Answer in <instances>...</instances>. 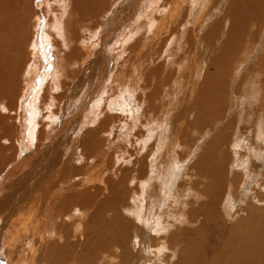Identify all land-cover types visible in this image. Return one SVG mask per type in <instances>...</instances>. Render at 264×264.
Segmentation results:
<instances>
[{"label":"rangeland","instance_id":"obj_1","mask_svg":"<svg viewBox=\"0 0 264 264\" xmlns=\"http://www.w3.org/2000/svg\"><path fill=\"white\" fill-rule=\"evenodd\" d=\"M24 1L20 0L19 2H17V5H15V0H0V10H3L2 16L3 17L5 16L7 18L6 21H3V17H1L0 18V25H2V23L4 22L10 27L11 31H10L9 42L11 44L10 46H12V47H13L14 43H12L11 41H14L17 39H20V41H22V38H24V36L27 37V39L32 38L36 32L35 29H37V27H38L39 21H36L35 12L37 10L38 12H36V13L37 14L39 13V10L37 8H40L41 0H40V2H38V0H24ZM78 1H80V0H78ZM158 1H160V2H158ZM161 1L162 0H103L101 2V5H104V9L103 10L99 9L101 15L99 14V11L97 12V11H95V9H93L91 13H89V14L85 13L86 17L85 16L80 17L81 15L78 16L77 15L78 13L75 12L74 14L78 16L77 20H76L77 16H75V18L73 16H72L73 18L70 16V19L72 21L71 25L74 26L73 32L77 33L76 37H75L76 45L74 47V49H75L74 51H76V52L73 55H71L72 57L70 59L71 60L70 63L72 61L76 60L75 61L76 64H73L74 66L68 68V71L71 75L70 76L71 78L68 79V81L66 82L67 86H66L65 90L64 91L57 90L58 93L56 91L54 92L53 101H54L55 105L59 107V109H57L56 107H53V108H55V110H54L52 108L53 109L52 111L60 110L59 111L60 112V114H59L60 120L57 121L58 124L60 122H62L64 119L71 121V119L76 117V121L69 122V125L66 126L69 128L68 129L69 132L66 133V128H65V132L62 131V133L64 132L63 136H65L66 138L63 141L59 142L61 144V147H60V149H58L59 150L58 152H60L62 154L63 161L68 162L69 159L67 160V158H70V160L71 159L73 160L74 156L78 157V154L74 155L75 154V147H76V141H74V140L79 139L80 136L82 134H84L85 132H88V134H89L91 131L97 129L102 121H107L108 123H106V126L103 127V128H105L104 129L105 132H104L103 128H101L100 136H99L101 143L97 146V148L93 147L91 150L85 152L84 153L85 157H81L80 161L75 162L76 165H78L77 168L81 167L84 169V173H83V175H81L82 177H75V179H74L72 177L75 176V173H73V175H68V178H70V179H68V178L67 179H68L71 187H72V185H73V187H75L79 184V186H77L78 188L75 189V191L73 190L74 192L65 191V193L67 192L68 195H70V194L75 195V194H80L81 190H82V192H84V189H86L85 190L86 192H90L92 194V193H95L96 189L100 187L99 189H101L103 191L102 194L100 195V197L94 198L92 201L93 203L91 202V204L96 205L99 200L102 201V202L99 201L100 204L106 200H109L108 202L110 205L107 204L109 206H106L105 210H99V209L97 210V208L96 209H95V207L90 208V205H87V204L83 205V203H81V202H73L75 205L70 203V204L74 205V206L71 205L72 207H70V204L68 203V206H62V209L67 208V209H63V210H67V211L69 210V212H67V214L66 213L63 214L62 211H61V213L59 211V213H60V216H59V215H57V211L52 210L53 208H55L53 201L56 197H58V196L62 197L64 195H61L56 191L58 193L56 195H58V196L53 195L54 198L52 196H49L48 194H45L46 196L44 195V201H43L42 205L40 206L39 209L36 210V211H38V213L35 212V210H33V211L31 209L29 210L28 209L29 205H27L25 207L26 209L21 208L23 213L25 212L26 217L20 216V215H18V213H16V214H14V218H11V219H9V221H7L8 220L7 215H10V206L5 205V203H4L5 199H7L10 196L11 192L19 189V187H20V185H22L23 181L28 178L27 174H28L29 170L33 169L31 167L32 165H29L28 163L25 162L27 152L21 147V145H19V136L17 135L18 132L15 133V137H17L16 143H12L9 141L6 142L5 140H2L0 143V147H4V149L6 148L5 153H7L8 156L9 155L11 156V163H12V165H14V168L12 170L9 169V167L6 168V171L8 172L9 177H7L5 179V181H4L5 185L0 190V231H1L0 232V251H1L0 252V259L2 260V262H0V264H9V262L13 261L15 257H16V259H19V260L21 259L20 260L21 264H28L30 261L31 262L29 264H34V263L35 264H39V263L40 264H47V263L48 264H71L72 263L73 264L74 261H75L74 264L75 263L76 264H88V263L89 264H96V263L97 264L98 263L99 264H109V263L110 264H120V263L121 264H131V261H132V264H139V263L140 264H146V263L150 264V261H151V264H167V262H168V264H182V263L183 264L184 263L185 264H204V262H202V260H204L203 255L205 258V263L207 262L206 264H214V263L225 264V262L227 263V261H228V263H231V262L233 263V261H232L233 259L231 257L232 252L239 249L238 245L243 244L242 243L243 241H245L246 239L248 241V238H245V237H247L248 234L252 235L253 240H255L257 238L255 230H260L262 232V233L260 232L261 233L260 236L262 239H264V230H263L264 229V222H263L264 221V140H262L264 138V115H263L264 114L263 113L264 112V54H262V53H264L263 52L264 50H262V51L260 50L261 49V41L264 39L262 38V40H261V38L259 37L257 39L258 43L255 47L256 50L253 52L250 51L251 52L250 56H246L244 59H243V54H244V49H245V44H244L245 41L243 40L242 43L244 45L241 43L242 48L239 47L240 49H238V51L235 50L234 56L232 58H228L227 64L225 61V65L223 66V68H221L222 70L220 69L222 71L221 77L223 78V76H224V78H225V79L223 78V80H222L223 83L221 81L217 84H212V82L210 80H213L214 73L216 71H218V69H219V67H218L219 60L222 62L223 56H226L225 52H226L227 48L225 49V42H227V40H229L230 35H232L230 37L231 38L230 44H231V40H234V36H235L237 29L235 28L236 26L230 25V21H229V17L227 15L228 14L227 12L231 11L232 7L235 6V4H236V2H238V0H235V2L233 0H230L231 3H235V4H231L229 2V0H222V1L221 0H212L211 4H213V5L210 6L211 11H212L211 12L212 17H211L210 22H212V23L207 24L206 26L204 25L206 29L204 28L203 33L200 32V34H199L198 30L197 31H191L190 28L193 26L191 23L192 21L190 19L187 20V18H184V17H186L185 14L188 13V9L190 7V6L186 7V2L188 0H167L166 2H163L164 0L162 2ZM225 1H227V2H225ZM62 3L66 7L63 6ZM229 3L233 6L229 5ZM69 4L70 3L66 2V0H54L51 3V5L49 6V8H51V7H54L56 9L63 8L64 10H66V12H67L66 14H70L69 12H71V4L70 5ZM125 4H127V5H125ZM152 4H154V6ZM169 4H170V6H169ZM156 5L159 6L158 7L159 10L157 9ZM12 6H13V10H12ZM122 6H123V8H121ZM178 6L180 7L179 9L177 8ZM15 8H17L18 11H15ZM126 8H127L126 12L130 15H128L125 12L124 13L125 16H124V14L122 15V19H124V18L125 19L121 23H118L119 17H115L116 11L118 9L124 10ZM129 9H130V11H129ZM166 9H167V11H165ZM9 10H11V14L7 17V15L9 14ZM80 10L83 12L85 11V9L83 7H80ZM104 10L106 13H104ZM180 10L181 11L183 10V12L185 14L184 15H183V13L180 14L179 13ZM32 11H34V12L32 13ZM169 11H170V13H169ZM153 12H155V13H153ZM162 12L164 14H161ZM52 13L53 12H50L51 17H52ZM178 14H180V16ZM96 15H97V18H100V19L96 18L97 21L94 20L95 19L94 16H96ZM153 15H155V17ZM99 16H102V17H99ZM126 16H128V18ZM180 17H181V19L183 18V21L180 19ZM148 18L150 20H153V21L155 20L156 25H155V22L153 23L155 26L153 24H151V22L149 21ZM65 19H64V21H65ZM165 19L167 20L169 25L173 22L172 25H170L171 32L173 34L177 33L180 35L181 33H183V34H181V35H183L182 36V42L183 43H186V44L188 43V40L190 39L189 36H191V42H192V44L190 43L192 45V47H190V50H189V47L187 48L186 46H185L184 51L178 50V48H177V52H178L177 55L178 56L176 55V56L170 57L171 60L174 59L171 61V63L167 62V58H168L167 56L168 55L165 57L164 51L166 50L167 46H169V48L171 50H173V52L175 53L176 52V46L175 45H172V46L167 45L169 37L166 34V30H167L166 25L164 26V28L163 27H161V29L157 28L158 30L154 28L158 25V23L164 22ZM84 20H86V21H84ZM147 21L149 22V25L144 27V25H142V23L147 22ZM187 21H190V25L188 24L189 29L187 28V32L184 35V32L183 31L181 32V30H182V27L187 23ZM216 22H217V25L215 24ZM97 23H98V25H97ZM175 23H176V25H175ZM64 24L65 23H62V26ZM76 24L78 25V27ZM83 24L85 25V27H83L84 26ZM112 24H113V26H112ZM213 24L215 25V27H213ZM81 25H83V26H81ZM218 25H219V27H218ZM263 25L264 24H262V27H263ZM141 27H144V28H141ZM138 28L142 29L139 33H138V31H139ZM208 28H210V29H208ZM251 28H253V29H251ZM251 28H250L251 30L248 31V33H250V34H252L256 31V28L255 29H254V27H251ZM163 29H164V31H162ZM233 29H234V31H232ZM60 30H61L60 33L62 34L64 32L63 28H61ZM111 30H114V32L110 34ZM150 30L152 31V33L146 34ZM209 30H211V31H209ZM248 30H249V28H248ZM107 31H110V32H107ZM108 33L110 34V36ZM134 33H136V34H134ZM160 33H163V34L160 35ZM193 33H195V34H193ZM90 34H92V36L93 35L95 36V34H97V35L94 38L93 42L91 41L90 43H88V46H87L85 41L88 37H90ZM101 34H102L103 38L101 37ZM152 34H154V35H152ZM187 34H189V35H187ZM263 34H264V31H263ZM36 37L37 36H35L33 38V40ZM99 37H101V38H99ZM175 37H176V35L172 36V38H175ZM186 37H189V38L186 39ZM195 37L197 38L196 40H195ZM149 38H151V39H149ZM165 38H167V39L165 40ZM202 40H203V42H202ZM127 41H128V43H127ZM195 41H197V45H195L196 44ZM51 42H50L51 43V52H52L51 54L53 57H55V61H56L55 46H57V45L55 44L54 39H52ZM122 43H124L125 45ZM137 43L139 44L138 47H136ZM205 44H207V45H205ZM172 47H173V49H172ZM26 48L27 49H24L25 50L24 51V57H26V58L25 59L23 58L21 60L23 66H21L22 68H21L20 72L21 71L22 72H21L20 78H19V82L21 85H23V87L25 84V83L22 84V82H24L23 76H22L23 70H29L28 72L31 73V71L33 70L32 65L33 64L38 65L41 63L40 61L38 62V64L34 62L35 56H33V55H35V53H34L33 49H30L31 48L30 40L28 41ZM195 48H197V49H195ZM263 48H264V44H263ZM83 49L88 50L90 52V55L88 56V54H86L87 52ZM202 49H203V51H202ZM26 50H27V53H26ZM192 50H194L195 52ZM205 50H207V51H205ZM256 51H258V52L256 53ZM197 52H199V53L197 54L198 57L196 58L195 54ZM245 52H247V51H245ZM192 53H194V54H192ZM97 54H98V56H97ZM184 54H188L190 57L187 56V58L189 57L190 59H186V55H184ZM199 54H201V55H199ZM193 55L195 57H192ZM85 56L88 57L87 60H84ZM22 57H23L22 53L20 52V54L17 56V58H22ZM30 59H31V61H30ZM147 59H149V60H147ZM192 59L195 60V62L199 63V64H197L198 66H196V67H199V66L204 67L202 69L199 67L200 68L198 70L199 75H198V73H196V76L198 78L195 76V74L192 71L191 66H193V65L189 66L190 64H192V62H191ZM97 60L99 63L97 62ZM187 60H188V62H191V63H187ZM55 61H54V64H55ZM148 63L151 65H148ZM186 63L188 66L186 65ZM174 64H176L175 65L176 67L174 66ZM177 64H178V67H177ZM180 64H182L183 67ZM77 65H80V66H77ZM210 65L211 66L213 65V66L211 67ZM216 65H217V67H216ZM89 66H90L93 74H90L91 72L89 70ZM99 66L100 67L103 66L105 68L104 71L102 70V68L99 69ZM140 66H142V67H140ZM179 67H182L184 70L179 69ZM184 67H186V68L188 67L189 70L185 69ZM140 68H144V69L140 70ZM98 69H99V71H98ZM95 70H96V72H95ZM180 70H183L182 71L183 74L181 73ZM190 70L192 71L193 74L191 73ZM207 71L209 73H207ZM223 71L225 73H223ZM169 73L171 75H169ZM124 74H125V76H124ZM251 74H253V75H251ZM255 75L259 76V77L261 75V78H262V79L260 78L262 80V83H261L262 88H261V92H260L261 95L258 96L257 95L258 92L256 90H254L249 95V96L252 95L251 96L252 99H249V100L247 99L246 100L247 102H244L243 103L244 105L241 106V103L239 101H241L243 97H245V98L247 97L248 91L251 92L253 90V89H251V87L249 88L248 84H249V82L251 84V82L253 80L255 82L257 81L254 78ZM182 76H183V78H182ZM18 77H19V75H18ZM148 77H149V79H148ZM83 79H89V82H87V83L85 82V85L83 87V91L80 92V95H78V97H76V98L71 97V96L75 95V89L76 88L80 89L78 87L80 86L79 84H80L81 80H83ZM176 79H177V81H176ZM195 79H197V80H195ZM198 79H199V81H198ZM250 79H251V81H250ZM129 80L131 81V83ZM178 80L181 83H183L182 84L183 87ZM133 82H135V83H133ZM137 82H139V83L136 85V88L137 87H139V88H138V90L135 88V91H133V87ZM50 83L48 81H46V83H45L46 85L44 84L43 90L41 91L42 93L40 95V101L38 104L40 107L39 108L40 114L42 113V111H41L42 102L46 98H47V100L49 99L48 85H51ZM175 83L178 84L177 86H180V87L175 88V86H176ZM179 83H180V85H179ZM203 84L206 85L207 91H205V92H201L202 88H203L202 87ZM125 85H126V87H125ZM142 85L145 87H143ZM53 86L57 87L56 85H53ZM181 87H182V89H181L182 92L180 94L181 100L178 102L176 100V98L172 97V94H173V90H176V89L180 90L178 88H181ZM171 88H173V89H171ZM183 89H185V90H183ZM210 89H214V91H213L214 93L212 95H211L212 90L210 91ZM243 89H245V90H243ZM119 91L123 92V94L120 95V97H123L124 102L127 103V101H129V103H131L132 106L134 107V108H132V112L130 111V113H128L127 110H125V109H124V111L126 113L123 111V108H121V107H123L124 105H123V101L120 100L121 98H118L119 101H117V99L113 100V101L111 100V99H114L115 96L119 95ZM127 91H128V94L126 93ZM130 91L132 93H130ZM167 91H168V93H167ZM215 91H217V92H215ZM93 92L97 96L99 95V98L100 97L102 98V99L100 98L101 101H100L99 110L97 112V115L98 114L101 115V113L103 111L105 113H102L101 116L103 118L99 119V122H97V124H94V125L91 124V125L87 126L83 122H84V119L86 120L85 117H87L89 115V113H91L92 106H90L89 108H87L85 110H82V111H80V110L83 108L85 100L89 99V97H88V96H90L89 93H93ZM161 92H163V93H161ZM45 93H46V95H45ZM164 93H166V94L164 95ZM197 93H199L200 96H202L205 93L206 96L203 95V98H200V96ZM209 93L211 96L209 95ZM185 94H186V97L183 96ZM207 94L209 96H207ZM126 96L128 98H131V99L129 100ZM167 96H168V98H167ZM43 97H45V98H43ZM55 97H57V98H55ZM137 97L139 100L137 99ZM169 97H171V99ZM174 97H175V95H174ZM182 97H184L187 101H185L184 98H182ZM236 97H238L239 99L241 98V99L239 100ZM23 98L24 97H23V93H22V96L19 99V104H18L17 109L20 107V104L23 101ZM99 98L93 99L92 100L93 104L94 103L96 104L100 100ZM163 98H164V100H163ZM218 98H220V99H218ZM253 98H256V100ZM26 100H29V98H26ZM197 100H198V102L199 101L201 102L203 100L204 101L201 102L202 104H200V105L198 104V106L196 104V107H195L194 105H195ZM171 101L173 102V104L171 103ZM232 101L234 102L233 105H232ZM251 101L253 103L255 101H257L256 103H259V104L258 105L256 103H254V105H253V103L250 104L249 102H251ZM175 102H177L178 105ZM180 102L181 103L184 102L183 103L184 105L181 104ZM236 102L239 103V105H237ZM67 103H71V107H69L66 112L65 111L62 112L61 109ZM118 103H120V104H118ZM144 103H146V104H144ZM188 103H189V105H187ZM108 104L110 106L109 110L107 108ZM191 104H192V107H191ZM214 104H216V106ZM120 105H122V106H120ZM217 105H219V106H217ZM259 105L262 106V108L259 107ZM177 106H180V107H177ZM253 106H255V107H253ZM7 107H8V105H7ZM14 107H13V109H16V106H14ZM198 107H200L201 110H199ZM179 108H180V110H179ZM191 108H192V111L190 110ZM193 108L194 109L196 108V109L194 110ZM259 108H260V110H259ZM240 109H242V110H240ZM261 109H263V110L261 111ZM1 110L2 109L0 108V114L2 113ZM214 110H215V113L212 114L214 112ZM217 110H219V111H217ZM198 111H200L202 113H200ZM204 111L205 112L209 111L212 115L211 116L206 115L204 113ZM229 111H231V112H229ZM254 111H255V113H254ZM79 113H81V114H79ZM194 113H196L197 116ZM236 113H237V115H236ZM242 113H243V115H241ZM248 113L251 116L253 114L254 115L251 117L250 115H248ZM129 114L132 116L130 117ZM188 114L191 116H189ZM199 114H201V115H199ZM164 116L166 119L164 118ZM195 116H196V118H195ZM8 117L13 118V119L15 118V120L12 121L14 124H16V122H18V124L20 123L19 120L17 121V119L19 118V112L10 113V115ZM180 117H182L185 121ZM229 117H231V118L233 117V118L231 119ZM172 118H175V119H172ZM187 118L189 121L187 120ZM254 118H255L256 122L254 121ZM193 120H196V121H193ZM162 121H164L163 122L164 124L160 123ZM174 121H175V123H174ZM182 121L184 122L185 126L183 125ZM12 122L10 121V124H12ZM171 122H172V124H171ZM180 122H181V124H179ZM252 123L255 125L254 127H253ZM45 124H47V123H45ZM58 124H56V126ZM166 124H168L169 126L172 125V127L170 128L171 132L173 131V129L175 130V128H176V130H175L176 132L171 133L170 137L167 138L166 144L169 145L168 142L174 143V146L176 147V151L178 153L177 156H175V160H176L175 165L178 161L179 162L177 163L178 166L177 165L175 166L174 173H172L175 176L172 175L174 177H172L173 183L171 184V188L169 186L170 189H168V187L165 189L166 190L165 195H167V197L163 194L162 199H160V203H159V202H155L154 200H152L153 202L151 201L152 196L150 195V193H151V189L153 186V182H151V179L154 178V180H155V177L159 176L160 171L164 167V164H165V162H164L165 161V159H164L165 154H161V152L166 151L167 145L164 147L162 144L163 142L161 143V140L159 141L158 138H159V131L161 129V126L164 125L165 126L164 128H167L168 125H166ZM173 124H175V125H173ZM177 125L179 127L181 125H183L180 127V131H179V127ZM189 126L190 127L193 126V128H189ZM16 127H19V126H16ZM185 127H187V128L185 129ZM36 128L37 129L35 130L34 139H33V141H34L33 142V148L35 149L34 154L38 153V145L40 143L39 134H40L41 126H38ZM49 129L50 130L48 131L43 126V130L45 131V134L47 136L46 138H48V140H50L52 143L54 138L56 137L55 135L57 133V130L53 131L52 127H50ZM182 130H183L184 134H186V135L188 134L187 136L190 135L189 138L191 139V141H189L190 139L187 138L186 135H184V134L182 135V133H181ZM191 130H193V131H191ZM170 131H169V133H170ZM223 131H224V133H221ZM194 132H197V133L201 132L202 133V135H201L202 140H199L201 138L197 137L199 135H195ZM177 133H179V134H177ZM180 133H181V135H180ZM225 134H226V136H225ZM258 135H259V137L261 136V138L262 137L263 138L262 139L258 138ZM15 137L13 136V138H15ZM142 137L144 138V140H142ZM215 137L218 140L215 139ZM197 138H199V139H197ZM221 138L223 139L222 141L220 140ZM157 140L161 144H159V142ZM209 140H211V141H209ZM259 140H260V142H259ZM74 142H75V145H74ZM187 142H189V143H187ZM208 142L209 143L212 142L211 144H214L212 146H213V150L214 149L215 150L212 151V153L216 152L215 154H217V155H215V154L211 153L210 157L207 156L208 158H206V159H208L209 163L205 159H204V161H202L203 159H200L201 155H203V153L205 151V148L209 145ZM219 142H220V144H223V145L220 146ZM180 144L183 145V147L184 146L186 148L188 147V149H187L188 151L186 150V148L184 149ZM211 144H210V146H211ZM251 144H252V146H251ZM87 145H88V143H87ZM153 145L155 148L154 147L152 148ZM158 145H159V148L164 147L163 149L161 148L160 153H158L159 150L157 151V149H159ZM178 145L181 146L179 149L177 148ZM205 145H206V147H204ZM210 146H208V148ZM51 147H52V145H50V143H49V150L51 149ZM147 147H149V148H147ZM194 147L196 149H194ZM219 147H221V148H219ZM66 148L69 151V155H67L64 152ZM201 148H204V149H201ZM208 148L205 151V153L208 152V150H209ZM200 149L202 151L201 153L199 151ZM253 149H254V151H253ZM91 151H94V152L91 153ZM189 151L191 154L190 153L188 154ZM250 151H252V152L250 153ZM253 152H255L256 154ZM158 156H160L161 158ZM217 156H218V159L216 158ZM87 157H90V158L87 159ZM181 157L184 159H182ZM211 158L213 161L211 160V164H210ZM197 161H198V163L203 162V164L204 165L206 164V165L200 166V163L198 164ZM80 162H81V164H80ZM183 162H185V164ZM205 162H207V163H205ZM208 164H210V165H208ZM195 165L197 167H194ZM97 166H98V168H97ZM151 166H153V167L151 168ZM156 166H158V168L160 170L159 172H158V169L156 171V169H155ZM161 166H162V168L160 169ZM206 166H207V168H205ZM220 166H222V167L219 168ZM99 167H100V170L103 171V174H101L102 171L100 172ZM101 167H104V168L101 169ZM198 167H199V169H198ZM210 167H211V169H210ZM212 167H213V169H212ZM27 168H28V170H27ZM88 168H89V170H88ZM94 168H96V169H94ZM191 168H193L194 170L193 169L191 170ZM196 168H197V170H196ZM216 168H218V169H216ZM3 169H1L2 171H0V176L3 174ZM154 169H155V171H154ZM215 169L216 170L220 169L219 171H221L222 173L219 171H215ZM96 171H97V173H96ZM72 172H74V170H72ZM193 172H196L198 174L193 173ZM210 172H211V174H210ZM85 173H86V175H85ZM88 173H90V177H88L89 176ZM155 174H156V176H153ZM3 175H5V173ZM196 175H197V177H196ZM199 176H202V178H200ZM93 177H94V179L92 180L91 178H93ZM100 177H102V178H100ZM147 177H149V178H147ZM162 177L163 178L161 179L160 183L163 180H165V177L164 176H162ZM18 178H22L23 179L22 182L18 181L17 180ZM71 178H72V180H71ZM84 178H85V180L88 178L87 181H89V180L90 181L92 180V181L89 182L88 184L82 183L84 181ZM159 178H161V176ZM176 178H177V180H176ZM178 178H179V180H178ZM97 180H98V182H97ZM175 180H176V182H175ZM70 181H72V182H70ZM101 181L103 184L101 183ZM104 181H106V182H104ZM155 181H159V179H156ZM92 182H94V185ZM108 182H109V184H108ZM120 182H121V184H120ZM9 184H10V186H9ZM89 184L91 186H89ZM106 185H108V186H106ZM143 185L147 188V190ZM166 186H168V183ZM90 187L93 188V192H92V188H90ZM122 187H124V190ZM81 188H83V189H81ZM111 188H112V191H111ZM142 189H145L146 191L142 190ZM149 189H150V191H149ZM172 189H173V192H172ZM116 190L118 191V193L123 191L124 194L120 193L121 194L120 195V194L116 193L117 192ZM167 190H168V192H167ZM216 190H217V192H216ZM40 191L44 192L43 189H40ZM110 191H111V195L114 191V194L112 195V197L109 194ZM177 191L179 192L180 195L177 196V199H176V197L174 195H175V193L178 195ZM183 191H185V194ZM7 192L9 195L7 194ZM142 192L146 193V195L149 193L147 195L148 197L145 198V196H144L145 194ZM169 192L171 194L173 193V195H169L171 199H167V198H169V196H168V194H170ZM212 193H215L213 195H217V196H213V198H212V195H210ZM105 194L107 195V197ZM7 195H8V197H7ZM18 195H20V193H18ZM94 195H96V194H94ZM114 195H116V196H114ZM142 195H143V198L142 197H140V198L148 199L147 201H151V204H150V202L149 203L145 202V203H147L146 205H145V203L144 204L141 203V202H143L142 199H140L141 202L138 201L139 196H142ZM173 196H174V198H173ZM114 197L116 198V200L114 199ZM119 198H121V199H119ZM134 198H135V201H138V203L139 204L141 203V204L138 205V203L134 201ZM136 198L138 200H136ZM212 199H213V201H212ZM177 200H179L180 202H178ZM116 201H118V202H116ZM163 201L166 204H168L167 202L169 201V204L166 206V204L164 205L162 203ZM209 201H212L211 205H210ZM215 201H216V203H214ZM172 202H174V203H172ZM80 203H81V206H80ZM136 203H137V205H136ZM208 203H209V205H206ZM44 204H46V205H44ZM76 204H78V206ZM114 204H115V207H114ZM142 204L144 206H142ZM203 204H204V206H203ZM161 205H163L164 207H161ZM86 206H88V208H86L87 210H85V208H84ZM135 206H139V207H135ZM140 206H142V207H140ZM145 206H147V207H145ZM153 206H155V207H153ZM171 206H173V207H171ZM128 207H130V208H128ZM144 207L146 208V210L144 209L143 211H141V209ZM159 207H160V209H159ZM168 207L170 209H167ZM43 208L45 209L44 210L45 212H43ZM154 208L155 209L157 208V210H154ZM164 208H165V210H164ZM200 208L201 209L203 208V209L201 210ZM70 209H72V210H70ZM256 209H259V210H256ZM131 210L133 212H131ZM168 210L171 212L172 215H174V213H175V215H174L175 218H174V216H172L170 214L171 217L174 218V220H173V218L171 219L168 217V219L173 220V222L172 221L169 222V220L167 219L168 223H166V224H168V225H166L165 221L160 220V219L164 218L166 216V215L162 216L163 211L168 212ZM49 211L50 212L53 211L55 213H53V212L50 213ZM92 211L95 213H93ZM145 211L146 212L148 211L147 212L148 214H146ZM156 211H157V213H156ZM205 211L207 212L208 215L205 213ZM208 211L210 212V215H209ZM34 212H35V214H34ZM87 212L89 213V216H86L88 214ZM151 212H155V213L152 214ZM39 213H41V214H39ZM77 213H79L77 216L79 219H77V217H74L75 215H77ZM92 213H93V215H92ZM137 213L140 215H138ZM32 214L35 218L30 217L28 220V215L31 216ZM73 214H75V215H73ZM257 214H259V215H257ZM52 215L54 217H52ZM83 215L86 217L84 218ZM176 215H179L178 218H176ZM58 216H59V218H61V220L58 218ZM69 216H71V218ZM146 216H149L150 218L146 217ZM211 216L215 220H213ZM45 217H47V218H45ZM50 217H52V219ZM88 217H90L92 219H90ZM142 217H143V219H142ZM190 217H193L191 222L189 220V219H191ZM198 217H199V219H198ZM204 217L206 219V222H205ZM262 217H263V219H262ZM80 218H84V220L80 219ZM18 219H19V222H18ZM32 219H33V221H32ZM35 219L36 220L38 219V221H41V222L46 221L45 223H47L48 220H51V222L53 221L52 222L53 227L56 228V230H53V231L51 229H47V228H49V225H50V224L49 225H47V224L50 223V221H48V223L46 224L47 226L45 225L43 227V225H42V227H43L42 229L46 231V234H44L46 236V241L44 243H41L39 241V237H38L39 235L36 236L31 231H29L30 227H31V222H34ZM62 219H63V221H62ZM147 219H148V221H147ZM150 219L151 220L153 219L152 220L153 222ZM175 219H176V221H175ZM258 219L260 222L257 221ZM20 220H22V221H20ZM57 220H60V221H58V223H57ZM81 220L85 221V222H82ZM142 220H144V221H142ZM214 221H215V223H214ZM176 222H177V224H175ZM23 223H25V225ZM66 223H69V224H66ZM161 223H162V225H161ZM79 224H81V226H78ZM259 224H260V226H259ZM76 225H77V229L79 228V231L76 230V227H75ZM84 225H86V226H84ZM176 225L178 226V229L181 230L180 231L181 235L179 234V230L176 229L177 228ZM12 226H13V228H12ZM20 226L23 227L22 231L20 230V228H21ZM60 227H61V229H60ZM85 227L87 230L84 229ZM142 227L144 228L145 232L142 231L143 230ZM147 227H148V229H147ZM150 227H151V229H150ZM57 228L59 231L63 230L62 231L63 234L61 235L62 238L58 236ZM15 229H16V231H15ZM64 229L68 233L67 232L65 233ZM149 229L151 230L152 233L148 232ZM167 230L169 231V233ZM174 230L175 231L177 230L176 233ZM23 231L25 234L23 233ZM49 231L52 232L54 234V236ZM73 231H75V232H73ZM81 231H82V233H81ZM146 231L148 232V234ZM153 231H154V233H153ZM19 232H20L21 236H19ZM21 232L24 235H22ZM48 232H49V234H48ZM142 232H143V234L145 233L147 236L145 234L143 235ZM11 233H12L13 237L10 235ZM97 233H99V234H97ZM138 233H140V234H138ZM156 233H159L160 235L156 234ZM241 233H243L244 235H241ZM56 234H57V236H55ZM67 234L69 235V237L67 236ZM71 234H72V236H71ZM141 234L143 237L141 236ZM32 235H35V236H32ZM49 235H51L52 237ZM167 235L170 236V238L172 240L174 239L173 242L169 237H166ZM178 235H180V237ZM14 236H17V239ZM157 236H158V239L159 238H161V239L158 240ZM35 237H37V238L34 239ZM56 237L58 240L56 239ZM73 237H74V239H73ZM98 237L100 239L101 238L102 239L100 240ZM104 238H106V239H104ZM47 239H49V240H47ZM53 239H55V240H53ZM92 239H94V240H92ZM97 239H99V240H97ZM146 239L150 240L149 244H148L149 240L147 242ZM154 239H156V240H154ZM89 240H91V241H89ZM105 240H107L108 242ZM152 240L155 241V243L152 242ZM30 241H32V243ZM100 241L102 243L105 242L104 245H102V243ZM238 241H239V243H238ZM59 242H61V243H59ZM140 242H141V245H140ZM164 242H166V243H164ZM174 242H176V243H174ZM15 243H16V245H15ZM39 243H41V244H39ZM97 243L98 244L100 243V245H96ZM106 243H107V245H106ZM138 243H139L140 247H138L139 246ZM172 243H174V244H172ZM47 244H49L50 246ZM71 244H72V246H71ZM122 244H123V246H122ZM67 245H68L70 250L68 249V247H66ZM120 245H121V248L119 249ZM133 245H134V247H133ZM151 245H153V247H154V245L160 246V247L155 246V250H152L154 248L151 247ZM15 246H17V248H15ZM35 246H37L36 249H39V248H41V249H39L38 252L36 253V255L33 257V255H31V253H29L30 251H27L26 249H28V247H29L31 250H34ZM135 246H137V247H135ZM85 247H86V249H85ZM146 247L147 248L149 247L148 250L147 249L144 250V248H146ZM125 248H127V249H125ZM133 248H134V250H133ZM162 248L164 250L165 249L166 250L168 249V250L167 251L165 250L166 251L165 252L162 250ZM42 249H44V250H42ZM81 249L82 250L84 249L86 251H84V250L82 251ZM96 249H98V250H96ZM109 249H111V251ZM141 250H142V252H141ZM159 250H162L163 252L159 251ZM47 251L48 252L50 251V252L48 253ZM145 251H146V253H145ZM177 251H178L180 256L178 255ZM224 251L226 253L228 252L229 254L225 255L226 253ZM27 252H28V255H26ZM80 252H83V253H80ZM158 252H159V254H158ZM160 252H162V254ZM59 254H61V256ZM84 254L86 256L83 257ZM122 254H124V256ZM140 254H142V255H140ZM144 254L149 255V257H147V255L145 256ZM183 254H184V256H183ZM223 254H224V256H223ZM121 255H122V257H120L121 258V260H120V258L117 256H121ZM201 255H202V257H201ZM218 255H220V256L222 255L221 256L222 259H220V257ZM68 256H69V258H68ZM135 256H137V257H135ZM138 256H140L141 258H139ZM169 256H171V257H169ZM12 257H13V260H10V259H12ZM44 257H46L47 260ZM165 257H167L168 259ZM27 258L30 260H28ZM43 258H44V260H43ZM75 258H76V260L78 258V260L76 261ZM110 258L112 260H108ZM115 258H117V259H115ZM136 258H138L139 262H137ZM154 258L156 259L157 262H153V261H155ZM214 258H216L219 261H217ZM33 259L35 262L32 261ZM40 259H42V261ZM69 259H71V260H69ZM142 259H143V261L141 263ZM145 260H147V261H145ZM158 260H160V261H158ZM162 260H164V261H162ZM169 260H171V261H169ZM178 260H180V261H178ZM182 260H184V261H182ZM185 260H186V262H185ZM207 260H209V261H207ZM46 261H48V262L45 263ZM191 262H193V263H191Z\"/></svg>","mask_w":264,"mask_h":264},{"label":"bare ground","instance_id":"obj_2","mask_svg":"<svg viewBox=\"0 0 264 264\" xmlns=\"http://www.w3.org/2000/svg\"><path fill=\"white\" fill-rule=\"evenodd\" d=\"M20 0H15V5H17V2H19ZM22 1H24V0H22ZM54 0H41V4H40V8H37L38 10H39V13L37 14L36 12H38L37 10H36V12H35V14H36V21H39V23H38V27H37V29H35L36 30V32H35V34H34V36L32 37V38H30V39H27V37H25L24 36V38H22V41H20V39H17V40H14V41H11L12 43H14V45H13V47L12 46H10L11 44H10V42H9V39H10V31H11V29H10V27L6 24V23H2V25H0V108L4 111H2L1 110V114H0V143H1V141L2 140H5L6 142L7 141H9V142H12V143H16V141H17V137H15V133H17L18 132V136H19V145H21V147L27 152L26 153V159H25V162L26 163H28L29 165H32L31 167L33 168V169H30L29 170V172H28V174H27V176H28V178L26 179V180H24L23 181V183H22V185H20V187H19V189H17V190H15V191H13V192H11L10 193V196L8 197V192H7V199H5V205H9L10 206V215H7V221H9V219H11V218H14V214H16V213H18V215H20V216H25L26 214H25V212L23 213V211L21 210V208H25L27 205H29L28 207V209L30 210H35V212H37L38 213V211H36L37 209H39L40 208V206L42 205V203H43V201H44V195L45 194H48L49 196H52L53 197V195L54 196H58V195H56V194H61V195H64V196H58V197H56L55 199H54V207L55 208H53L52 210H54V211H57V215H59L60 216V213H61V211H62V213L63 214H67V212H69V210L67 211V210H63V209H67V208H63L62 209V206H68V203L70 204V203H72V204H74L73 202H81V203H83V205L85 204H87V205H90V208H94L95 207V209L97 208V210L99 209V210H105V208H106V206H109L110 204H109V200H106V201H104L103 203H101L100 204V202H102V201H100L99 199V201L97 202V204L96 205H92L91 204V202L93 201V199L94 198H96V197H100V195L102 194V190L101 189H99V188H97L96 189V192L95 193H90V192H86L85 190L86 189H84V192H82V190L81 189H83V188H81L80 190H81V192H80V194H75V195H73V194H70V195H68V191H72V192H74L75 191V189H77L78 187L77 186H79V184L77 185V186H75V187H73V185H72V187H71V185H70V183H69V181H68V179H70V178H68V175H73V173H75V176L74 177H72V178H74L75 179V177H82L81 175H83V173H84V169L83 168H77V166L78 165H76V163L75 162H78V161H80V158L81 157H85V152H87V151H89V150H91L93 147L94 148H97V146L101 143V140H100V138H99V136H100V131H101V128H103L104 126H106V123H108L107 121H102L101 123H100V127L98 126V128L97 129H95V130H93V131H91L89 134H88V132H83L84 134H82L81 136H80V138L79 139H77V140H74V141H76V147H75V154L74 155H76V154H78V157L77 156H74V158H73V160L71 159L70 160V158H67V160H68V162L67 161H63V159H62V154L60 153V152H58L59 150L58 149H60V147H61V144L59 143L60 141H63L66 137L65 136H63L64 135V132H65V128H66V133L67 132H69V128L68 127H66L67 125H69V122H73V121H76V117H74L73 119H71V121H69V120H63L62 122H60L59 124L57 123V121H59L60 120V118H59V114H60V110H56V111H52L53 109L55 110V108H53V107H56L57 109H59V107L58 106H56L55 105V103H54V101H53V99H54V92L56 91L57 92V90H62V91H64L65 90V88H66V86H67V81H68V79H70L71 77V75H70V73H69V71H68V68H70V67H72V66H74L73 64H76L75 63V61L76 60H74V61H72L71 63H70V59H71V55H73L76 51H74L75 49H74V47H75V45H76V40H75V37H76V32H73V27L74 26H72L71 25V19H70V16L72 17H74L75 18V16H79V15H81L80 17H84L85 16V13L86 14H89V13H91L92 12V10L93 9H100V10H103L104 9V5H101V2L103 1V0H80V1H78V0H66V2H68V3H70L71 4V12H69L70 14H66L67 12H66V10H64L63 8H61V9H56V8H54V7H51V8H49V6L51 5V3L53 2ZM163 1V0H162ZM161 1V2H162ZM167 0H164L163 2H166ZM222 1V0H221ZM234 2H235V0H233ZM232 1V2H233ZM25 2V1H24ZM38 2H40V0H38ZM158 2H160V1H158ZM211 2H212V0H188L187 2H186V7H189V9H188V13L187 14H185L184 12H183V10L180 12L179 11V13L181 14V13H183V15L185 14L186 15V17H184V18H187V20H191L192 22V27L190 28L191 29V31H199V34H200V32L201 33H203V31H204V28H205V26L207 25V24H211L212 22H210L211 21V17H212V14H211V8H210V6L211 5H213V4H211ZM216 2V1H215ZM225 2H227V1H225ZM229 2H230V0H229ZM55 3V2H54ZM107 3V2H106ZM170 3V2H169ZM221 3V2H220ZM231 3V2H230ZM229 3V5H231V4H235V3H231L230 4ZM61 4V3H60ZM63 4V3H62ZM69 4V5H70ZM125 5H127V4H125ZM153 6H154V4H152ZM151 5V6H152ZM161 5V4H160ZM221 5V4H220ZM225 5V4H224ZM228 5V6H229ZM63 6H65L64 4H63ZM124 6V5H123ZM123 6L121 7V8H123ZM157 6V5H156ZM169 6H170V4H169ZM231 6H233V5H231ZM66 7V6H65ZM80 7H83L84 9H85V11L83 12V11H81L80 10ZM158 7L159 6H157V9H158ZM172 7V6H171ZM223 7V6H222ZM168 8V7H167ZM178 9L180 8L179 6L177 7ZM182 8V7H181ZM184 8V7H183ZM216 8V7H215ZM12 10H13V6H12ZM106 10V9H105ZM105 10H104V13H106L105 12ZM126 10H127V8L126 9H124V10H117L116 11V14H115V17H119V22L118 23H121L124 19H122V15L126 12ZM156 10V9H155ZM159 10V9H158ZM163 10V9H162ZM169 10V9H168ZM194 10V11H193ZM15 11H18V9L17 8H15ZM70 11V10H69ZM129 11H130V9H129ZM154 11V10H153ZM165 11H167V9L165 10ZM34 11H32V13H33ZM50 12H53L52 13V17L50 16ZM75 12H77L78 14L77 15H75L74 13ZM226 12V11H225ZM127 13V12H126ZM153 13H155V12H153ZM169 13H170V11H169ZM228 14V17H229V21H230V25H233V26H236L235 28L237 29L236 30V33H235V36H234V40H231V44H230V37L232 36V35H230V37H229V40H227V42H225V49L227 48V50H226V56H223V59H222V62L219 60V65H218V67H219V69H218V71H216L215 73H214V78H213V80H210L209 78V80L212 82V84H217V83H219V82H221L222 80H223V78H224V76H223V78L221 77V73H222V69L221 68H223V66L225 65V61H226V64H227V60H228V58H232L233 56H234V54H235V50H237L238 51V49H240L239 47H241L242 48V41L244 40L245 41V49H244V54H243V59L246 57V56H250V51H255L256 50V45H257V43H258V41H257V39L260 37L261 38V40H262V38L264 39V34H263V31H264V25H263V27H262V24H264V0H238V2H236V4H235V6L234 7H232V9H231V11H228L227 12ZM11 14V10H9V14L7 15V17L9 16ZM99 14H100V11H99ZM128 14V13H127ZM145 14V13H144ZM161 14H164L163 12L161 13ZM174 14V13H173ZM180 14H178L179 16H180ZM3 15V10H0V18L1 17H3L2 16ZM101 15V14H100ZM128 15H130V14H128ZM149 15V14H148ZM158 15V14H157ZM160 15V14H159ZM78 16L76 17V20H77V18H78ZM124 16H125V14H124ZM151 16V15H150ZM154 17H155V15H153ZM72 17V18H73ZM86 17V16H85ZM89 17V16H88ZM87 17V18H88ZM95 17V21H97L96 20V18H97V15L96 16H94ZM99 17H102V16H99ZM114 17V18H115ZM127 18H128V16H126ZM160 17V16H159ZM66 18V19H65ZM147 18V17H146ZM150 18V17H149ZM148 18V19H149ZM164 18V17H163ZM178 18V17H177ZM64 19H65V21H64ZM89 19V18H88ZM97 19H100V18H97ZM156 19V18H155ZM162 19V18H161ZM160 19V20H161ZM169 19V18H168ZM180 19H181V17H180ZM7 20V18L4 16L3 17V21H6ZM115 20V19H114ZM117 20V19H116ZM176 20V19H175ZM174 20V21H175ZM182 21H183V18L181 19ZM213 20V19H212ZM84 21H86V20H84ZM83 21V22H84ZM146 21V20H145ZM149 21L151 22V24H153L154 22H155V20L153 21V20H150L149 19ZM162 21V20H161ZM160 21V22H161ZM180 21V20H179ZM178 21V22H179ZM158 22V21H157ZM220 22V21H219ZM17 23V22H16ZM62 23H65L63 26H62ZM70 23V24H69ZM76 23V22H75ZM80 23V22H79ZM173 23V22H172ZM172 23L170 24V25H172ZM183 23V22H182ZM186 23V22H185ZM221 23V22H220ZM219 23V24H220ZM224 23V22H223ZM82 24V23H81ZM116 24V23H115ZM188 24L190 25V21H187V23L182 27V30H181V32L183 31L184 32V35H185V33L187 32V28L189 29V27H188ZM216 25H217V22L215 23ZM222 24V23H221ZM220 24V25H221ZM77 25V24H76ZM84 25V24H83ZM83 25H81V26H83ZM94 25V24H93ZM96 25V24H95ZM97 25H98V23H97ZM96 25V26H97ZM100 25V24H99ZM142 25H144V27L145 26H147V25H149V22L147 21V22H143L142 23ZM141 25V26H142ZM154 25V24H153ZM155 25H156V22H155ZM154 25V26H155ZM166 25V28H167V30H166V34H167V36L169 37L168 38V42H167V45H175L176 46V52L174 53L173 52V50H171L170 48H169V46H167V48H166V50L164 51L165 52V54H164V56L166 57L167 55V62L168 63H171V61L172 60H174V59H170V57H173V56H176L177 55V48H178V50H185V46L188 48L189 47V50H190V47H192V42H191V36H189L190 37V39L188 40V43L186 44V43H183L182 42V36L183 35H181V34H183V33H181L180 35L179 34H177V33H175V34H173L172 32H171V28H170V25H169V23L167 22V20L165 19V21L164 22H162V23H158V25L156 26V27H154L155 29H161V27H163L164 28V26ZM175 25H176V23H175ZM205 25V26H204ZM229 25V24H228ZM112 26H113V24H112ZM77 27H78V25H77ZM83 27H85V25L83 26ZM139 27V26H138ZM144 27H141V28H144ZM213 27H215V25L213 24ZM218 27H219V25H218ZM225 27V26H224ZM251 27H254V29L256 28V31L254 32V33H252V34H250V33H248V31H250L251 29H253V28H251ZM61 28H63V30H64V32L61 34L60 33V29ZM109 28V27H108ZM181 28V27H180ZM217 28V27H216ZM230 28V27H229ZM248 28H249V30H248ZM251 28V29H250ZM76 29V28H75ZM157 29V30H158ZM206 29V28H205ZM208 29H210V28H208ZM213 29V28H212ZM219 29V28H218ZM94 30V29H93ZM104 30V29H103ZM138 33L142 30V29H139L138 28ZM97 31V30H96ZM105 31V30H104ZM162 31H164V29L162 30ZM190 31V32H191ZM209 31H211V30H209ZM232 31H234V29L232 30ZM107 32H110V31H107ZM114 32V30H111V32H110V34L111 33H113ZM137 32V31H136ZM147 32V31H146ZM180 32V31H179ZM224 32V31H223ZM226 32V31H225ZM96 33V32H95ZM150 33H152V31L150 30V31H148V33H146V34H150ZM165 33V32H164ZM211 33V32H210ZM107 34V33H106ZM109 34V33H108ZM110 34H109V36H110ZM134 34H136V33H134ZM145 34V33H144ZM161 34H163V33H160V35ZM172 34V35H171ZM193 34H195V33H193ZM197 34V33H196ZM250 34V35H249ZM96 35L97 34H95V36L93 35L92 36V34H90V37H88L87 39H86V41H85V43H86V45L88 46V43H90L91 41L93 42V40H94V38L96 37ZM104 35V34H103ZM152 35H154V34H152ZM173 35H176V37L175 38H172V36ZM187 35H189V34H187ZM35 36H37L34 40H33V38L35 37ZM92 36V37H91ZM108 36V37H109ZM112 36V35H111ZM151 36V35H150ZM157 36V35H156ZM195 36V35H194ZM202 36V35H201ZM222 36V35H221ZM249 36V37H248ZM101 37H102V34H101ZM101 37H99V38H101ZM132 37V36H131ZM155 37V36H154ZM189 37H186V39H188ZM248 37V38H247ZM21 38V37H20ZM103 38V37H102ZM127 38V37H126ZM52 39H54V42H55V44L57 45V46H55V56H56V61H55V57H53L52 56V52H51V40ZM109 39V38H108ZM107 39V40H108ZM148 39V38H147ZM149 39H151V38H149ZM167 38H165V40H166ZM173 39V40H172ZM197 38L195 37V40H196ZM204 39V38H203ZM247 39V40H246ZM30 40V42H31V48L30 49H33L34 50V53H35V55H33V56H35V63H37L38 64V62L40 61L41 63L40 64H38V65H35V64H33L32 65V67H33V70L31 71V73H29L28 71L29 70H23V74H22V76H23V81L24 82H22V84H24V87H23V85H21L20 84V82H19V78H20V74H21V72H20V70H21V66H23L22 65V59L24 58H26V57H24V49H27L26 48V45L28 44V41ZM104 40V39H103ZM51 42V43H50ZM202 42H203V40H202ZM127 43H128V41H127ZM140 43V42H139ZM191 43V44H190ZM195 45H197V41H195ZM205 43V42H204ZM203 43V44H204ZM242 43V44H241ZM54 44V45H55ZM82 44V43H81ZM122 44H124V43H122ZM165 44V43H164ZM190 44V45H189ZM202 44V45H203ZM243 44V45H244ZM263 44H264V40H262L261 41V51L262 50H264V48H263ZM125 45V44H124ZM205 45H207V44H205ZM204 45V46H205ZM134 46V45H133ZM139 46V44L137 43L136 44V47H138ZM170 46V47H171ZM174 46V47H175ZM203 46V47H204ZM259 46V45H258ZM199 47V46H198ZM197 47V48H198ZM202 47V48H203ZM208 47V46H207ZM197 48H195V49H197ZM129 49V48H128ZM172 49H173V47H172ZM199 49V48H198ZM206 49V48H205ZM83 50H85V49H83ZM201 50V49H200ZM259 50V51H260ZM74 51V52H73ZM87 53L86 54H88V56L90 55V52L88 51V50H85ZM192 51H194V50H192ZM202 51H203V49H202ZM205 51H207V50H205ZM245 51H247V52H245ZM260 51V52H261ZM20 52L22 53V58H17V56L20 54ZM37 52V53H36ZM54 52V51H53ZM69 52V53H68ZM195 52V51H194ZM201 52V51H200ZM258 51H256V53H257ZM264 52V51H263ZM26 53H27V50H26ZM199 52H197L195 55H196V58L198 57V54ZM228 53V54H227ZM241 53V52H240ZM255 53V52H254ZM85 54V55H86ZM122 54V53H121ZM192 54H194V53H192ZM202 54V53H201ZM201 54H199V55H201ZM209 54V53H208ZM259 54V53H258ZM262 54H264V53H262ZM184 55H186V59H190L189 57V55L188 54H184ZM183 55V56H184ZM97 56H98V54H97ZM178 56V55H177ZM187 56H189L188 58H187ZM192 57H195L194 55L192 56ZM200 57V56H199ZM221 57V56H220ZM236 57V56H235ZM240 57V56H239ZM257 57V56H256ZM17 58V59H16ZM34 58V57H33ZM85 59L84 60H87L88 59V57H84ZM162 58V57H161ZM204 58V57H203ZM199 59V58H198ZM241 59V58H240ZM260 59V58H259ZM33 60V59H32ZM147 60H149V59H147ZM184 60V59H183ZM193 60V59H192ZM191 60V62H192V64H190L189 66H191V65H193V66H191V68H192V71H193V73L195 74V76H196V73H198V75H199V72H198V70L201 68H204L203 66H199V67H196V66H198L197 64H199V63H197V62H195V60H193L192 61ZM30 61H31V59H30ZM54 61H55V64H54ZM206 61V60H205ZM78 62V61H77ZM97 62H98V60H97ZM191 62H188V60H187V63H191ZM202 62V61H201ZM207 62V61H206ZM241 62V61H240ZM99 63V62H98ZM147 63V62H146ZM178 63V62H177ZM187 63H186V65H187ZM205 63V62H204ZM217 63V62H216ZM229 63V62H228ZM154 64V63H153ZM83 65V64H82ZM98 65V64H97ZM148 65H151V64H149L148 63ZM160 65V64H159ZM173 65V64H172ZM176 64H174V66H175ZM180 65H182V64H180ZM77 66H80V65H77ZM92 66V65H91ZM138 66V65H137ZM146 66V65H145ZM185 66V65H184ZM188 66V65H187ZM211 66V65H210ZM213 66V65H212ZM211 66V67H212ZM240 66V65H239ZM31 67V68H32ZM140 67H142V66H140ZM176 67V66H175ZM177 67H178V64H177ZM182 67H183V65H182ZM182 67H179V69H183ZM216 67H217V65H216ZM100 68H102V70L104 71V67L103 66H99V69ZM107 68V67H106ZM185 69H188L189 70V68L187 67H184ZM226 68V67H225ZM95 69V68H94ZM99 69H98V71H99ZM141 69H144V68H140V70ZM159 69V68H158ZM178 69V70H179ZM206 69V68H205ZM221 69V70H220ZM77 70V69H76ZM89 70H90V74H93V72L91 71V68H90V66H89ZM169 70V69H168ZM174 70V69H173ZM184 70V69H183ZM183 70H180L181 71V73H182V71ZM209 70V69H208ZM212 70V69H211ZM217 70V69H216ZM252 70V69H251ZM106 71V70H105ZM187 71V70H186ZM191 71V70H190ZM192 71H191V73H192ZM95 72H96V70H95ZM158 72V71H157ZM250 72V71H249ZM252 72V71H251ZM255 72V71H254ZM29 73V74H28ZM123 73V72H122ZM147 73V72H146ZM192 73V74H193ZM207 73H209L208 71H207ZM223 73H225L224 71H223ZM262 73V72H261ZM72 74V73H71ZM101 74V73H100ZM183 74V73H182ZM201 74V73H200ZM203 74V73H202ZM205 74V73H204ZM18 75H19V77H18ZM169 75H171L170 73H169ZM250 75V74H249ZM251 75H253V74H251ZM21 76V77H22ZM124 76H125V74H124ZM123 76V77H124ZM201 76V75H200ZM210 76V75H209ZM212 76V75H211ZM143 77V76H142ZM197 77V76H196ZM254 77V76H253ZM182 78H183V76H182ZM198 78V77H197ZM257 81L255 82L254 80L251 82V84H250V82H249V84H248V86H249V88L251 87V89H253L251 92H249L248 91V95H247V97L245 98V97H243L242 98V100L241 101H239L240 99L238 98V97H236V98H238L239 100V102L241 103V106L242 105H244L243 103L244 102H247L246 100L248 99H252V95L251 96H249L254 90H256L255 92L257 93V95L258 96H260L261 95V88H262V86H261V83H262V78H261V75H260V77L259 76H256L255 75V77H254ZM261 78V79H260ZM64 79V80H63ZM124 79V78H123ZM148 79H149V77H148ZM179 79V78H178ZM225 79V78H224ZM249 79V78H248ZM180 80V79H179ZM178 80V81H179ZM195 80H197V79H195ZM207 80V79H206ZM244 80V79H243ZM242 80V81H243ZM46 81H48L51 85H48V89H49V93H48V95H49V99L47 100V98L42 102V106H41V111H42V113L40 114L39 113V101H40V95H41V91L43 90V87H44V84L46 83ZM72 81V80H71ZM123 81V80H122ZM130 81V80H129ZM134 81V80H133ZM142 81V80H141ZM176 81H177V79H176ZM198 81H199V79H198ZM208 81V80H207ZM245 81V80H244ZM250 81H251V79H250ZM85 82L87 83V82H89V79H83V80H81V82H80V86L78 87V88H80V89H75V95L74 96H71V97H74V98H76V97H78V95H80V92H82L83 91V87H84V85H85ZM180 82V81H179ZM192 82V81H191ZM204 82V81H203ZM130 83H131V81H130ZM133 83H135V82H133ZM139 82H137L135 85H134V87H133V91H135V88H136V85L138 84ZM181 83V82H180ZM180 83H179V85H180ZM202 83V82H201ZM206 83V82H205ZM222 83H223V81H222ZM142 84V83H141ZM147 84V83H146ZM183 83H181V85H182ZM46 85V84H45ZM53 85H56L57 87H54ZM127 85V84H126ZM126 85H125V87H126ZM130 85V84H129ZM175 88L176 87H180V86H177L178 84H176L175 83ZM246 85V84H245ZM143 86V85H142ZM152 86V85H151ZM114 87V86H113ZM143 87H145V86H143ZM173 87V86H172ZM182 87H183V85H182ZM182 87L181 88H178V89H182ZM203 88H202V91L201 92H205V91H207L206 90V85L205 84H203V86H202ZM138 88L139 87H137L136 89L138 90ZM215 88V87H214ZM223 88V87H222ZM248 88V89H249ZM131 89V88H130ZM171 89H173V88H171ZM192 89V88H191ZM239 89V88H238ZM146 90V89H145ZM180 90H173V94H172V97L173 98H176V100L179 102L180 100H181V97H180V94H181V92H182V90L180 91ZM183 90H185V89H183ZM209 90V89H208ZM212 90V91H211ZM243 90H245V89H243ZM24 91V92H23ZM171 91V90H170ZM180 91V92H179ZM210 91L212 92L211 93V95L214 93L213 91H214V89H210ZM263 91V90H262ZM159 92V91H158ZM172 92V91H171ZM170 92V93H171ZM177 92V93H176ZM215 92H217V91H215ZM22 93H23V101L21 102V104H20V107L17 109V107H18V104H19V99L21 98V96H22ZM30 93V94H29ZM58 93V92H57ZM127 94H128V91L126 92ZM130 93H132L131 91H130ZM161 93H163V92H161ZM167 93H168V91H167ZM193 93V92H192ZM243 93V92H242ZM90 94V96H88L89 97V99H87V100H85V103H84V105H83V108L80 110V111H82V110H85V109H87V108H89L90 106H92V110H91V113H89V115L87 116V117H85L86 118V120L84 119V122L83 123H85V125H87V126H89V125H91V124H97V122H99V119H101V118H103L101 115H102V113H105L104 111L101 113V115L100 114H98L97 115V112H98V110H99V105H100V101H101V99L99 98V95L97 96L94 92L93 93H89ZM123 94V92L121 91H119V95L118 96H113L114 97V99H111L112 101L113 100H116L117 99V101H119V99L118 98H121L120 100H122L123 101V107H121V108H123V111H124V109L125 110H127V112L128 113H130V111L132 112V108H134L133 106H132V104L131 103H129V101H127V103H125L124 102V100H123V97H120V95H122ZM126 94V95H127ZM153 94V93H152ZM166 93H164V95H165ZM198 95H199V93H197ZM245 94V93H244ZM45 95H46V93H45ZM138 95V94H137ZM136 95V96H137ZM171 95V94H170ZM174 95H175V97H174ZM203 95H205L206 96V94L204 93ZM203 95L202 96H200V98H203ZM209 95H210V93H209ZM208 94H207V96H209ZM210 95V96H211ZM218 95V94H217ZM263 95V94H262ZM128 96V95H127ZM126 96V97H127ZM184 97H186V94L185 95H183ZM237 96V95H236ZM96 97V98H95ZM103 97V96H102ZM129 97V96H128ZM127 97V98H128ZM132 97V96H131ZM184 97H182V98H184ZM214 97V96H213ZM26 98H29V100H26ZM43 98H45V97H43ZM55 98H57V97H55ZM100 99L96 104L94 103L93 104V102H92V100L93 99ZM147 98V97H146ZM167 98H168V96H167ZM170 99H171V97H169ZM198 98V97H197ZM199 98V99H200ZM259 98V97H258ZM129 100L131 99V98H128ZM127 99V100H128ZM137 99H138V97H137ZM136 99V100H137ZM155 99V98H154ZM196 99V98H195ZM198 99V100H199ZM218 99H220V98H218ZM253 99H255L256 100V98H253ZM139 100V99H138ZM163 100H164V98H163ZM184 100L185 101H187L185 98H184ZM183 100V101H184ZM198 100L196 101V103H195V107H196V104H197V106H198V104L200 105V104H202L201 102H203V101H199L198 102ZM193 101V100H192ZM262 101V100H261ZM103 102V101H102ZM115 102V101H114ZM132 102V101H131ZM198 102V103H197ZM215 102V101H214ZM257 101H255L254 103H256ZM149 103V102H148ZM153 103V102H152ZM171 103L173 104V102L171 101ZM175 103H177V102H175ZM174 103V104H175ZM181 103V102H180ZM184 102H182L181 104H183ZM187 103V102H186ZM233 101H232V105H233ZM250 104L251 103H253L252 101L251 102H249ZM254 103H253V105H254ZM261 103V102H260ZM118 104H120V103H118ZM144 104H146V103H144ZM217 104V103H216ZM216 104H214L215 106H216ZM219 104V103H218ZM236 104L237 105H239V103H237L236 102ZM235 104V105H236ZM257 105L259 104V103H256ZM255 104V105H256ZM7 105H8V107H7ZM177 105H178V103H177ZM184 105V104H183ZM187 105H189V103L187 104ZM14 106H16V109H13V107ZM115 106V105H114ZM120 106H122V105H120ZM217 106H219V105H217ZM69 107H71V103H67L65 106H63V108L61 109V111L62 112H66L67 110H68V108ZM147 107V106H146ZM174 107V106H173ZM177 107H180V106H177ZM176 107V108H177ZM182 107V106H181ZM188 107V106H187ZM191 107H192V104H191ZM208 107V106H207ZM245 107V106H244ZM253 107H255V106H253ZM259 107H261L262 108V106H260L259 105ZM15 108V107H14ZM53 108V109H52ZM107 108H108V110L110 109V106H109V104H108V106H107ZM112 108V107H111ZM144 108V107H143ZM171 108V107H170ZM216 108V107H215ZM239 108V107H238ZM241 108V107H240ZM258 108V107H257ZM169 109V108H168ZM194 109V108H193ZM196 109V108H195ZM194 109V110H195ZM198 109L199 110H201V108L200 107H198ZM219 109V108H218ZM245 109V108H244ZM250 109V108H249ZM115 110V109H114ZM134 110V109H133ZM177 110V109H176ZM179 110H180V108H179ZM187 110V109H186ZM191 111H192V108L190 109ZM234 110V109H233ZM232 110V111H233ZM240 110H242V109H240ZM251 110V109H250ZM259 110H260V108H259ZM263 109H261V111H262ZM121 111V110H120ZM119 111V112H120ZM182 111V110H181ZM190 111V112H191ZM217 111H219V110H217ZM253 111V110H252ZM17 113V112H19V118L17 119V121L19 120L20 121V123L18 124V122H16V124H14L12 121L13 120H15V118L13 119V118H9L8 116L10 115V113ZM125 112V111H124ZM135 112V111H134ZM145 112V111H144ZM178 112V111H177ZM195 112V111H194ZM198 112H200V111H198ZM229 112H231V111H229ZM236 112V111H235ZM238 112V111H237ZM243 112V111H242ZM245 112V111H244ZM9 113V114H8ZM126 113V112H125ZM181 113V112H180ZM183 113V112H182ZM200 113H202V112H200ZM204 113L206 114V115H209V116H211L212 114H214L215 113V110H214V112L211 114L209 111H204ZM218 113V112H217ZM247 113V112H246ZM253 113V112H252ZM251 113V114H252ZM254 113H255V111H254ZM264 113V112H263ZM79 114H81V113H79ZM195 115H196V113H194ZM232 114V113H231ZM65 115V114H64ZM127 115V114H126ZM130 115V114H129ZM135 115V114H134ZM182 115V114H181ZM187 115V114H186ZM189 115V114H188ZM199 115H201V114H199ZM233 115V114H232ZM236 115H237V113H236ZM241 115H243V113L241 114ZM248 115H250L249 113H248ZM247 115V116H248ZM254 115V114H253ZM252 115V116H253ZM257 115V114H256ZM262 115V114H261ZM264 115V114H263ZM132 115H130V117H131ZM177 116V115H176ZM189 116H191V115H189ZM197 116V115H196ZM196 116H195V118H196ZM208 116V117H209ZM251 116V115H250ZM251 116V117H252ZM18 117V116H17ZM63 117V116H62ZM61 117V118H62ZM171 117V116H170ZM179 117V116H178ZM187 117V116H186ZM237 117V116H236ZM244 117V116H243ZM256 117V116H255ZM149 118V117H148ZM164 118H165V116H164ZM168 118V117H167ZM180 118H182V117H180ZM229 118H231V117H229ZM233 118V117H232ZM231 118V119H232ZM39 119V120H38ZM166 119V118H165ZM169 119V118H168ZM172 119H175V118H172ZM183 119V118H182ZM186 119V118H185ZM221 119V118H220ZM230 119V120H231ZM238 119V118H237ZM252 119V118H251ZM250 119V120H251ZM184 120V119H183ZM187 120H188V118H187ZM249 120V121H250ZM10 121L12 122V124H10ZM96 121V122H95ZM179 121V120H178ZM185 121V120H184ZM189 121V120H188ZM193 121H196V120H193ZM198 121V120H197ZM220 121V120H219ZM236 121V120H235ZM254 121H255V118H254ZM259 121V120H258ZM134 122V121H133ZM138 122V121H137ZM164 121H162V122H160V123H163ZM183 122V121H182ZM232 122V121H231ZM256 122V121H255ZM263 122V121H262ZM9 123V124H8ZM45 123H47V124H45ZM159 123V124H160ZM174 123H175V121H174ZM189 123V122H188ZM244 123V122H243ZM56 124H58L57 126H56ZM164 124V123H163ZM169 124V123H168ZM168 124H166V125H168ZM171 124H172V122H171ZM179 124H181V122L179 123ZM229 124V123H228ZM251 124V123H250ZM256 124V123H255ZM258 124V123H257ZM161 125V124H160ZM173 125H175V124H173ZM183 125H184V122H183ZM183 125H181V126H183ZM215 125V124H214ZM232 125V124H231ZM252 125H253V127L255 126L253 123H252ZM7 126V127H6ZM16 126H19V127H16ZM38 126H41V130H40V134H39V136H40V143H39V145H38V153L37 154H34V148H33V139H34V134H35V130L37 129L36 127H38ZM43 126H44V128L46 129V130H50L49 128L50 127H52V129H53V131H55V130H57V133H56V137L54 138V140H53V142L51 143V141L50 140H48V138H46L47 136H46V134H45V131L43 130ZM54 126V127H53ZM178 126V125H177ZM180 126V127H181ZM185 126V125H184ZM218 126V125H217ZM251 126V125H250ZM144 127V126H143ZM157 127V126H156ZM165 126L163 125V126H161V129H160V131H159V138H158V140L160 141L161 140V143L163 144V146L165 147L167 144H166V142H167V138L168 137H170V134L171 133H173V132H176L175 130H176V128H175V130L173 129V131L171 132L170 130V128L172 127V125L171 126H167V128H164ZM179 127V126H178ZM177 127V128H178ZM180 127H179V131H180ZM219 127V126H218ZM89 128V127H88ZM134 128V127H133ZM149 128V127H148ZM187 127H185V129H186ZM189 128H193V126L192 127H190L189 126ZM256 128V127H255ZM262 128V127H261ZM105 128H103V130H104ZM18 130V131H17ZM132 130V129H131ZM62 131H64L63 133H62ZM169 131H170V133H169ZM191 131H193V130H191ZM104 132H105V130H104ZM255 132V131H254ZM258 132V131H257ZM103 133V132H102ZM182 135L184 134V132H183V130H182ZM181 133H180V135H181ZM192 133V132H191ZM195 133V135H199V136H197V137H199V138H201V135H202V133L200 132V133H197V132H194ZM221 133H224V131L223 132H221ZM261 133V132H260ZM49 134V133H48ZM158 134V133H157ZM175 134V133H174ZM177 134H179V133H177ZM258 134V133H257ZM16 135V136H17ZM59 135V136H58ZM184 135H186V134H184ZM188 135V134H187ZM186 135V137L187 138H189L190 137V135L189 136H187ZM220 135V134H219ZM13 136L15 137V138H13ZM173 136V135H172ZM179 136V135H178ZM177 136V137H178ZM211 136V135H210ZM225 136H226V134H225ZM218 137V136H217ZM221 137V136H220ZM199 138H197V139H199ZM251 138V137H250ZM258 138H260V139H262L261 138V136L259 137V135H258ZM257 138V139H258ZM47 139V140H46ZM156 139V138H155ZM172 139V138H171ZM184 139V138H183ZM190 139V138H189ZM215 139H217L216 137H215ZM256 139V140H257ZM142 140H144V138L142 137ZM151 140V139H150ZM157 140V141H158ZM199 140H202V138L201 139H199ZM212 140V139H211ZM211 140H209V141H211ZM218 140V139H217ZM221 141L223 140L222 138L220 139ZM262 140H264V138L262 139ZM261 140V141H262ZM153 141V140H152ZM158 141V142H159ZM189 141H191V139L189 140ZM68 142V141H67ZM86 142V143H85ZM215 142V141H214ZM254 142V141H253ZM259 142H260V140H259ZM49 143H50V145H52V147H51V149L49 150ZM87 143H88V145H87ZM160 142H159V144H161ZM169 143V145H167V149H166V151H163V152H161V154H165V164H164V167L162 168V166L160 167V169H161V171L159 170V168H158V166H156L155 167V169H156V171H157V169H158V172L160 171V174H159V176H157V177H155V180L156 179H159V181H155L154 180V178L153 179H151V182H153V186H152V189H151V193H150V195L152 196V198H151V201L152 200H154L155 202H159L160 203V199H162V196H163V194L165 195V192H166V188L168 187V189H170L171 188V184L173 183L172 181V177H174L175 175L174 174H172V173H174V170H175V166L177 165V163L179 162H177L176 163V165H175V156H177V151H176V147L174 146V143L173 142H168ZM184 143V142H183ZM187 143H189V142H187ZM198 143V142H197ZM196 143V144H197ZM209 143V142H208ZM212 143V142H211ZM211 143H209V145L208 146H210V144ZM257 143V142H256ZM263 143V142H262ZM4 144V143H3ZM205 144V143H204ZM219 144H220V142H219ZM259 144V143H258ZM69 145V144H68ZM74 145H75V142H74ZM181 145V144H180ZM178 145L177 146V148L179 149L181 146L183 147V145ZM207 145V144H206ZM206 145L204 146V147H206ZM212 145H214V144H211V146L208 148V146L205 148V151L207 150V148L209 149L208 150V152L207 153H205V151H204V153H203V155H201V157H200V159H203L202 161H204V159L208 162V159H206V158H208V157H210L211 156V153H212V151H214L213 150V146ZM221 145H223V144H220V146ZM14 146V145H13ZM199 146V145H198ZM251 146H252V144H251ZM250 146V147H251ZM71 147V146H70ZM104 147V146H103ZM150 147V146H149ZM149 147H147V148H149ZM154 147V145L152 146V148ZM164 147H160L159 148V145H158V148L159 149H157V151L159 150V152L158 153H160V151H161V148L163 149ZM196 147V146H195ZM194 147V149H196ZM202 147V146H201ZM216 147V146H215ZM218 147V146H217ZM237 147V146H236ZM257 147V146H256ZM12 148V147H11ZM88 148V149H87ZM155 148V147H154ZM184 149L186 148L185 146L183 147ZM191 148V147H190ZM199 148V147H198ZM219 148H221V147H219ZM218 148V149H219ZM255 148V147H254ZM260 148V147H259ZM263 148V147H262ZM6 149V148H5ZM5 149H4V147H0V171H2L1 169H3V174L5 173V175H1L0 176V190L2 189V187L5 185V179L7 178V177H9V174H8V172L6 171V168L7 167H9V169H13L14 168V165H12V163H11V156L9 155H7V153H5ZM188 149V147L186 148V150ZM201 149H204V148H201ZM201 149L199 150L200 151V153L202 152L201 151ZM217 149V150H218ZM152 150V149H151ZM150 151V150H149ZM188 151V150H187ZM186 151V152H187ZM192 151V150H191ZM219 151V150H218ZM253 151H254V149H253ZM67 155H69V151H68V149L66 148L65 149V151H64ZM94 151H91V153H93ZM151 152V151H150ZM193 152V151H192ZM252 151H250V153H251ZM190 153V151L188 152V154ZM216 153V152H215ZM214 152L212 153V154H215ZM253 153H255V152H253ZM187 154V155H188ZM191 154V153H190ZM256 154V153H255ZM261 154V153H260ZM108 155V154H107ZM150 155V154H149ZM159 155V154H158ZM215 155H217V154H215ZM254 155V154H253ZM200 156V155H199ZM208 156V157H207ZM64 157V156H63ZM72 157V156H71ZM116 157V156H115ZM158 157H160V156H158ZM215 157V156H214ZM253 157V156H252ZM90 157H87V159H89ZM101 158V157H100ZM161 158V157H160ZM182 158V157H181ZM199 158V157H198ZM217 159H218V156L216 157ZM182 159H184V158H182ZM181 159V160H182ZM199 159V160H200ZM215 159V158H214ZM224 159V158H223ZM22 160V159H21ZM102 160V159H101ZM157 160V159H156ZM211 160H212V158L210 159V164H211ZM256 160V159H255ZM213 161V160H212ZM218 161V160H217ZM102 162V161H101ZM104 162V161H103ZM207 162H205V163H207ZM184 164H185V162H183ZM196 163V162H195ZM194 163V164H195ZM197 163H198V161H197ZM200 163V166L202 165H204L203 164V162H199ZM198 163V164H199ZM202 163V164H201ZM209 163V162H208ZM213 163V162H212ZM21 164V163H20ZM25 164V163H24ZM78 164V163H77ZM80 164H81V162H80ZM101 164V163H100ZM104 164V163H103ZM210 164H208V165H210ZM152 165V164H151ZM155 165V164H154ZM180 165V164H179ZM206 165V164H205ZM204 165V166H205ZM25 166V165H24ZM82 166V165H81ZM103 166V165H102ZM178 166V165H177ZM212 166V165H211ZM30 167V166H29ZM83 167V166H82ZM153 166H151V168H152ZM193 167V166H192ZM194 167H197L196 165L194 166ZM193 167V168H194ZM218 167V166H217ZM222 166H220L219 168H221ZM97 168H98V166H97ZM102 168H104V167H101V169ZM179 168V167H178ZM193 168H191V170L193 169ZM205 168H207V166L205 167ZM91 169V168H90ZM94 169H96V168H94ZM155 169H154V171H155ZM189 169V168H188ZM195 169V168H194ZM193 169V170H194ZM198 169H199V167H198ZM210 169H211V167H210ZM212 169H213V167H212ZM216 169H218V168H216ZM215 169V171H219V170H216ZM27 170H28V168H27ZM72 170H74V172H72ZM88 170H89V168H88ZM98 170V169H97ZM99 170H100V167H99ZM177 170V169H176ZM196 170H197V168H196ZM224 170V169H223ZM102 170H100V172H101ZM105 171V170H104ZM201 171V170H200ZM214 171V172H215ZM88 172V171H87ZM91 172V171H90ZM189 172V171H188ZM187 172V173H188ZM198 172V171H197ZM219 172H221V171H219ZM92 173V172H91ZM95 173V172H94ZM96 173H97V171H96ZM95 173V174H96ZM178 173V172H177ZM186 173V174H187ZM193 173H196V172H193ZM200 173V172H199ZM222 173V172H221ZM7 174V175H6ZM89 174V176L88 177H90V173H88ZM99 174V173H98ZM101 174H103V171H102V173ZM151 174V173H150ZM196 174H198V173H196ZM209 174V173H208ZM210 174H211V172H210ZM85 175H86V173H85ZM152 175V174H151ZM158 175V174H157ZM172 175H174V176H172ZM193 175V174H192ZM200 175V174H199ZM23 176V175H22ZM25 176V175H24ZM93 176V175H92ZM91 176V177H92ZM96 176V175H95ZM148 176V175H147ZM153 176H156V174L155 175H153ZM161 176V178H159ZM162 176H164L165 177V180H163L161 183H160V181H161V179L163 178ZM181 176V175H180ZM186 176V175H185ZM205 176V175H204ZM212 176V175H211ZM26 177V176H25ZM103 177V176H102ZM102 177H100V178H102ZM151 177V176H150ZM177 177V176H176ZM179 177V176H178ZM196 177H197V175H196ZM200 178H202V176H199ZM23 178V177H22ZM22 178H18L17 180L18 181H21L22 182ZM68 178V179H67ZM72 178H71V180H72ZM99 178V179H100ZM147 178H149V177H147ZM183 178V177H182ZM25 179V178H24ZM73 179V180H74ZM77 179V178H76ZM88 179V178H87ZM87 179L85 180V178H84V181L82 182V183H89V182H91L93 179H94V177L93 178H91L92 180L90 181H87ZM97 179V178H96ZM95 179V180H96ZM207 179V178H206ZM104 180V179H103ZM106 180V179H105ZM176 180H177V178H176ZM176 180H175V182H176ZM178 180H179V178H178ZM15 181V180H14ZM100 181V180H99ZM148 181V180H147ZM184 181V180H183ZM70 182H72V181H70ZM95 182V181H94ZM94 182H92L93 183V185H94ZM97 182H98V180H97ZM104 182H106V181H104ZM150 182V183H151ZM168 183V186H166L167 185V183ZM76 183V182H75ZM74 183V184H75ZM91 183V184H92ZM101 183H102V181H101ZM164 183V184H163ZM73 184V183H72ZM98 184V183H97ZM100 184V183H99ZM103 184V183H102ZM108 184H109V182H108ZM117 184V183H116ZM120 184H121V182H120ZM124 184V183H123ZM122 184V185H123ZM149 184V183H148ZM9 186H10V184H9ZM83 186V185H82ZM89 186H91L90 184H89ZM97 186V185H96ZM105 186V185H104ZM106 186H108V185H106ZM118 186V185H117ZM144 186V185H143ZM169 186H170V188H169ZM93 187V186H92ZM92 187H90V188H92ZM119 187V186H118ZM145 187V186H144ZM143 187V188H144ZM173 187V186H172ZM89 188V189H90ZM105 188V187H104ZM103 188V189H104ZM110 188V187H109ZM108 188V189H109ZM123 188V190H124V187H122ZM146 188V187H145ZM149 188V187H148ZM40 189H43L44 190V192H42V191H40ZM106 189V188H105ZM117 189V188H116ZM74 190V191H73ZM122 190V189H121ZM120 190V191H121ZM142 190H145V189H142ZM141 190V191H142ZM146 190H147V188H146ZM145 190V191H146ZM157 190V191H156ZM58 193H57V192ZM65 191H67L66 193H65ZM89 191V190H88ZM91 191V190H90ZM106 191V190H105ZM111 191H112V188H111ZM111 191H110V195H111ZM117 191V190H116ZM119 191V192H120ZM144 191V192H145ZM149 191H150V189H149ZM164 191V192H163ZM170 191V190H169ZM182 191V190H181ZM92 192H93V188H92ZM109 192V191H108ZM107 192V193H108ZM144 192H142V193H144ZM167 192H168V190H167ZM172 192H173V189H172ZM175 192V191H174ZM184 192V194H185V191H183ZM216 192H217V190H216ZM18 193H20V195H18ZM116 193H118V191L116 192ZM120 193H123V191L122 192H120ZM120 193H118V194H120ZM170 193V192H169ZM177 193H178V195L175 193V197H176V199H177V196H179L180 194H179V192L177 191ZM66 194V195H65ZM94 194H96V195H94ZM114 194V191H113V193H112V195ZM124 194V193H123ZM145 195V198L146 197H148L147 195L149 194H147L146 195V193H144ZM213 194H215V193H212V194H210V195H212V198H213V196H217V195H213ZM47 195V196H48ZM106 195V194H105ZM112 195H111V197H112ZM121 195V194H120ZM138 195V194H137ZM140 195V194H139ZM169 195H173V193L171 194H168V196ZM183 195V194H182ZM46 196V195H45ZM48 196V197H49ZM114 196H116V195H114ZM166 197H167V195H165ZM164 196V197H165ZM174 196H173V198H174ZM106 197H107V195H106ZM110 197V198H111ZM140 197H142L143 198V195L142 196H139V200L136 198V200H138V201H140V199H142V198H140ZM172 197V196H171ZM207 197V196H206ZM54 198V197H53ZM109 198V199H110ZM125 198V197H124ZM142 199L143 200V202H141V203H145V202H150V204H151V201H147L148 199ZM217 198V197H216ZM101 199V198H100ZM105 199V198H104ZM114 199L116 200V198L114 197ZM119 199H121V198H119ZM167 199H171L170 198V196H169V198H167ZM49 200V199H48ZM96 200V199H95ZM118 200V199H117ZM211 200V199H210ZM215 200V199H214ZM217 200V199H216ZM97 201V200H96ZM121 201V200H120ZM119 201V202H120ZM125 201V200H124ZM134 201H135V198H134ZM138 201H135V202H137L138 203ZM178 202H180L179 200H177ZM202 201V200H201ZM212 201H213V199H212ZM212 201H209V203H210V205H211V202ZM218 201V200H217ZM116 202H118V201H116ZM153 202V201H152ZM167 202V201H166ZM50 203V202H49ZM67 203V204H66ZM81 203H80V206H81ZM93 203V202H92ZM95 203V202H94ZM132 203V202H131ZM137 203H136V205H137ZM140 203V204H141ZM164 205L166 204V203H164V201L162 202ZM168 204H169V201L167 202ZM172 203H174V202H172ZM177 203V202H176ZM209 203L208 204H206V205H209ZM214 203H216V201L214 202ZM72 204H70V207H72V206H74V205H72ZM107 204H109V205H107ZM118 204V203H117ZM139 203H138V205H140ZM142 204V206H144ZM147 203H145V205H146ZM168 204H166V206L168 205ZM44 205H46V204H44ZM49 205V204H48ZM47 205V206H48ZM72 205V206H71ZM77 206H78V204H76ZM175 205V204H174ZM76 206V207H77ZM112 206V205H111ZM110 206V207H111ZM142 206H140V207H142ZM158 206V205H157ZM165 206V207H166ZM203 206H204V204H203ZM202 206V207H203ZM114 207H115V204H114ZM135 207H139V206H135ZM145 207H147V206H145ZM140 208L141 209V211H143L144 209L146 210V208ZM151 207V206H150ZM153 207H155V206H153ZM161 207H164L163 205H161ZM171 207H173V206H171ZM208 207V206H207ZM254 207V206H253ZM256 207V206H255ZM48 208V207H47ZM52 208V207H51ZM85 208V210H87L86 208H88V206H86V207H84ZM89 208V209H90ZM128 208H130V207H128ZM204 208V207H203ZM202 208V209H203ZM206 208V207H205ZM26 209V208H25ZM111 209V208H110ZM135 209V208H134ZM139 209V208H138ZM148 209V208H147ZM159 209H160V207H159ZM158 209V210H159ZM167 209H170L169 207L167 208ZM185 209V208H184ZM201 209V208H200ZM201 209V210H202ZM255 209V208H254ZM260 209V208H259ZM259 209H256V210H259ZM45 209L43 208V212H45L44 211ZM50 210V209H49ZM70 210H72V209H70ZM75 210V209H74ZM78 210V209H77ZM83 210V209H82ZM81 210V211H82ZM150 210V209H149ZM154 210H157V208L155 209L154 208ZM164 210H165V208H164ZM200 210V211H201ZM40 211V210H39ZM59 211H60V213H59ZM91 211V210H90ZM112 211V210H111ZM152 211V210H151ZM162 211V210H161ZM160 211V212H161ZM173 211V210H172ZM204 211V210H203ZM35 212H34V214H35ZM50 212V211H49ZM53 212V211H52ZM52 212H50V213H52ZM75 212V211H74ZM80 212V211H79ZM93 212V211H92ZM131 212H133L132 210H131ZM137 212V211H136ZM146 212V211H145ZM148 212V211H147ZM146 212V214H148ZM184 212V211H183ZM209 212V211H208ZM257 212V211H256ZM33 213V212H32ZM36 213V214H37ZM53 213H55V212H53ZM88 213V212H87ZM93 213H95V212H93ZM93 213H92V215H93ZM100 213V212H99ZM135 213V212H134ZM140 213V212H139ZM152 214H154L155 212H151ZM156 213H157V211H156ZM185 213V212H184ZM202 213V212H201ZM205 213L207 214V212L205 211ZM213 213V212H212ZM215 213V212H214ZM39 214H41V213H39ZM46 214V213H45ZM72 214V213H71ZM78 214L79 213H77V215H75V214H73V215H75L74 217H77L78 216ZM86 214V213H85ZM138 214V213H137ZM171 212L168 210V212H165V211H163V214H162V216H164V215H166L164 218H161L160 220H164L165 221V224L166 223H168V221H167V219H168V217L169 218H173V217H171ZM200 214V213H199ZM54 215V214H53ZM52 215V217H54ZM62 215V214H61ZM96 215V214H95ZM94 215V216H95ZM105 215V214H104ZM132 215V214H131ZM135 215V214H134ZM138 215H140V214H138ZM150 215V214H149ZM170 215V216H169ZM174 215H175V213H174ZM174 215H172V216H174ZM197 215V214H196ZM205 215V214H204ZM208 215V214H207ZM209 215H210V212H209ZM257 215H259V214H257ZM263 215V214H262ZM39 216V215H38ZM41 216V215H40ZM50 216V215H49ZM59 216H58V218H59ZM84 216V215H83ZM86 216H89V213L86 215ZM86 216H84V218L86 217ZM152 216V215H151ZM178 216L179 215H176V218H178ZM215 216V215H214ZM26 217V216H25ZM30 217H34L33 216V214L31 215V216H29L28 215V220H29V218ZM52 217H50L51 219H52ZM70 218H71V216H69ZM93 217V216H92ZM141 217V216H140ZM146 217H149V216H146ZM157 217V216H156ZM161 217V216H160ZM200 217V216H199ZM199 217H198V219H199ZM212 217V216H211ZM35 218V217H34ZM37 218V217H36ZM39 218V217H38ZM45 218H47V217H45ZM84 218H80V219H83L84 220ZM88 218H90V217H88ZM98 218V217H97ZM139 218V217H138ZM150 218V217H149ZM154 218V217H153ZM174 218H175V216H174ZM174 218H173V220H174ZM183 218V217H182ZM181 218V219H182ZM191 219H189L190 220V222L192 221V218L193 217H190ZM26 219V218H25ZM41 219V218H40ZM49 219V218H48ZM60 220H61V218H59ZM68 219V218H67ZM77 219H79L78 217H77ZM90 219H92V218H90ZM94 219V218H93ZM142 219H143V217H142ZM184 219V218H183ZM204 219H205V217H204ZM212 219H213V217H212ZM262 219H263V217H262ZM23 220V219H22ZM22 220H20V221H22ZM44 220V219H43ZM55 220V219H54ZM60 220H57V223H58V221H60ZM66 220V219H65ZM95 220V219H94ZM151 220V219H150ZM153 220V219H152ZM151 220V221H152ZM159 220V221H160ZM169 220V219H168ZM173 220H169V222L170 221H172L173 222ZM180 220V219H179ZM210 220V219H209ZM213 220H215V219H213ZM261 220V219H260ZM15 221V220H14ZM32 221H33V219H32ZM48 221H50V223H48ZM47 221V223H45V222H41V221H38V219L36 220L35 219V221L34 222H31V227H30V230L29 231H31L33 234H35L36 236H38L39 237V241L41 242V243H44L45 241H46V236L44 235V234H46V231L45 230H43L42 228L47 224V225H49V228H47V229H51L52 231L53 230H56V228L55 227H53V225H52V222H51V220H48ZM62 221H63V219H62ZM72 221V220H71ZM82 221V220H81ZM142 221H144V220H142ZM146 221V220H145ZM147 221H148V219H147ZM150 221V222H151ZM175 221H176V219H175ZM178 221V220H177ZM257 221H259V219L257 220ZM18 222H19V219H18ZM29 222V221H28ZM82 222H85V221H82ZM81 222V223H82ZM103 222V221H102ZM137 222V221H136ZM153 222V221H152ZM184 222V221H183ZM205 222H206V219H205ZM260 222V221H259ZM264 222V221H263ZM14 223V222H13ZM17 223V222H16ZM26 223V222H25ZM25 223H23L24 225H25ZM70 223V222H69ZM69 223H66V224H69ZM96 223V222H95ZM104 223V222H103ZM126 223V222H125ZM148 223V222H147ZM163 223V222H162ZM162 223H161V225H162ZM181 223V222H180ZM194 223V222H193ZM208 223V222H207ZM212 223V222H211ZM214 223H215V221H214ZM19 224V223H18ZM30 224V223H29ZM85 224V223H84ZM140 224V223H139ZM143 224V223H142ZM146 224V223H145ZM160 224V223H159ZM174 224V223H173ZM175 224H177V222L175 223ZM190 224V223H189ZM20 225V224H19ZM22 225V224H21ZM42 225H43V227H42ZM46 225V226H47ZM109 225V224H108ZM166 225H168V224H166ZM14 226V225H13ZM13 226H12V228H13ZM18 226V225H17ZM23 226V225H22ZM57 226V225H56ZM71 226V225H70ZM78 226H81V224H79ZM84 226H86V225H84ZM96 226V225H95ZM142 226V225H141ZM165 226V225H164ZM177 226V225H176ZM259 226H260V224H259ZM15 227V226H14ZM21 227V226H20ZM62 227V226H61ZM61 227H60V229H61ZM69 227V226H68ZM76 227V230H78L79 231V228L77 229V225L75 226ZM23 227H21L20 228V230L22 231L23 229H22ZM55 228V229H54ZM107 228V227H106ZM143 228V227H142ZM169 228V227H168ZM259 228V227H258ZM17 229V228H16ZM16 229H15V231H16ZM46 229V230H47ZM67 229V228H66ZM72 229V228H71ZM70 229V230H71ZM84 229H86V227L84 228ZM83 229V230H84ZM147 229H148V227H147ZM150 229H151V227H150ZM148 230V232H151V230ZM177 230H179L178 229V226H177V228H176ZM87 230V229H86ZM176 230V231H177ZM264 230V229H263ZM13 231V230H12ZM48 231V230H47ZM57 231H58V236L59 237H61V235L63 234L62 233V231L60 230H58V228H57ZM142 231H144V228H143V230ZM168 231V230H167ZM171 231V230H170ZM175 231V230H174ZM173 231V232H174ZM176 231H175V233H176ZM180 231L181 230H179V234H180ZM197 231V230H196ZM1 232V231H0ZM50 232V231H49ZM49 232H48V234H49ZM56 232V231H55ZM54 232V233H55ZM64 232L66 233L67 231L64 229ZM73 232H75V231H73ZM139 232V231H138ZM145 232V231H144ZM147 232V231H146ZM148 232H147V234H148ZM157 232V231H156ZM250 232V231H249ZM261 231L260 230H255V233H256V235H257V238L255 239V240H253V238H252V235H247V237H245V238H248V241H247V239L245 240V241H241L243 244H240V245H238L239 246V249H237V250H235L234 252H232V261H233V263L231 262V263H228V261H227V263L225 262V264H264V239H262L261 238V236H260V234L262 233H260ZM16 233V232H15ZM23 233H24V231H23ZM50 233H52V232H50ZM68 233V232H67ZM81 233H82V231H81ZM152 233V232H151ZM153 233H154V231H153ZM166 233V232H165ZM168 233H169V231H168ZM172 233V232H171ZM185 233V232H184ZM251 233V232H250ZM14 234V233H13ZM18 234V233H17ZM21 234H22V232H21ZM25 234V233H24ZM24 234H22V235H24ZM53 234V233H52ZM77 234V233H76ZM97 234H99V233H97ZM138 234H140V233H138ZM142 234H143V232H142ZM142 234H141V236H142ZM145 234V233H144ZM143 234V235H144ZM156 234H159V233H156ZM164 234V233H163ZM252 234V233H251ZM11 236H12V233L10 234ZM15 235V234H14ZM27 235V234H26ZM29 235V234H28ZM35 235H32V236H35ZM78 235V234H77ZM82 235V234H81ZM85 235V234H84ZM104 235V234H103ZM146 235V234H145ZM160 235V234H159ZM181 235V234H180ZM180 235H178L179 237H180ZM241 235H244L243 233H241ZM19 236H21L20 235V232H19ZM48 236V235H47ZM49 236H51V235H49ZM53 236H54V234H53ZM55 236H57V234L55 235ZM64 236V235H63ZM67 236L69 237V235L67 234ZM71 236H72V234H71ZM99 236V235H98ZM147 236V235H146ZM13 237V236H12ZM14 237H16V239H17V236H14ZM52 237V236H51ZM102 237V236H101ZM143 237V236H142ZM156 237V236H155ZM166 237H169L170 238V236H166ZM19 238V237H18ZM37 237H35L34 239H36ZM62 238V237H61ZM77 238V237H76ZM99 238V237H98ZM103 238V237H102ZM101 238V239H102ZM107 238V237H106ZM106 238H104V239H106ZM138 238V237H137ZM175 238V237H174ZM56 239H57V237H56ZM73 239H74V237H73ZM81 239V238H80ZM100 239V238H99ZM99 239H97V240H99ZM100 239V240H101ZM142 239V238H141ZM140 239V240H141ZM157 239H158V236H157ZM159 239H161V238H159ZM158 239V240H159ZM171 239V238H170ZM182 239V238H181ZM47 240H49V239H47ZM53 240H55V239H53ZM58 240V239H57ZM60 240V239H59ZM92 240H94V239H92ZM145 240V239H144ZM147 240V239H146ZM149 240V239H148ZM148 240H147V242H148ZM154 240H156V239H154ZM157 240V241H158ZM172 240V239H171ZM174 240V239H173ZM173 240H172V242H173ZM178 240V239H177ZM251 240V241H250ZM35 241V240H34ZM61 241V240H60ZM68 241V240H67ZM80 241V240H79ZM78 241V242H79ZM89 241H91V240H89ZM104 241V240H103ZM105 241H107V240H105ZM139 241V240H138ZM137 241V242H138ZM162 241V240H161ZM160 241V242H161ZM21 242V241H20ZM31 243H32V241H30ZM51 242V241H50ZM62 242V241H61ZM61 242H59V243H61ZM72 242V241H71ZM97 242V241H96ZM99 242V241H98ZM101 242V241H100ZM108 242V241H107ZM143 242V241H142ZM145 242V241H144ZM152 242H154L155 243V241H153L152 240ZM168 242V241H167ZM179 242V241H178ZM13 243V242H12ZM41 243H39V244H41ZM52 243V242H51ZM63 243V242H62ZM81 243V242H80ZM85 243V242H84ZM102 243V242H101ZM105 243V242H104ZM104 243H102V245H104ZM150 243V240H149V242H148V244ZM164 243H166V242H164ZM170 243V242H169ZM174 243H176V242H174ZM174 243H172V244H174ZM238 243H239V241H238ZM14 244V243H13ZM12 244V245H13ZM30 244V243H29ZM34 244V243H33ZM64 244V243H63ZM69 244V243H68ZM146 244V243H145ZM147 244V245H148ZM171 244V243H170ZM15 245H16V243H15ZM19 245V244H18ZM45 245V244H44ZM47 245H49V244H47ZM76 245V244H75ZM74 245V246H75ZM78 245V244H77ZM82 245V244H81ZM89 245V244H88ZM96 245H100V243L98 244H96ZM95 245V246H96ZM106 245H107V243H106ZM138 245H139V243H138ZM137 245V246H138ZM140 245H141V242H140ZM140 245L138 246V247H140ZM146 245V246H147ZM38 246V245H37ZM37 246H35V249L34 250H31L29 247H28V249H26L27 251H30L29 253H31V255H33V257L36 255V253L38 252V250L39 249H41V248H39V249H36L37 248ZM50 246V245H49ZM56 246V245H55ZM71 246H72V244H71ZM83 246V245H82ZM122 246H123V244H122ZM137 246H135V247H137ZM155 246L156 245H154V247H153V245H151V247H153L154 249H152V250H155ZM164 246V245H163ZM180 246V245H179ZM184 246V245H183ZM232 246V245H231ZM45 247V246H44ZM43 247V248H44ZM47 247V246H46ZM57 247V246H56ZM66 247H68V245L66 246ZM76 247V246H75ZM99 247V246H98ZM118 247V246H117ZM133 247H134V245H133ZM144 247V246H143ZM156 247H160V246H156ZM169 247V246H168ZM15 248H17V246H15ZM32 248V247H31ZM48 248V247H47ZM46 248V249H47ZM121 248V245L119 246V249ZM149 248V247H148ZM148 248L146 247V248H144V250L145 249H147L148 250ZM172 248V247H171ZM183 248V247H182ZM186 248V247H185ZM205 248V247H204ZM230 248V247H229ZM68 249H69V247H68ZM85 249H86V247H85ZM89 249V248H88ZM103 249V248H102ZM118 249V250H119ZM123 249V248H122ZM125 249H127V248H125ZM141 249V248H140ZM178 249V248H177ZM16 250V249H15ZM42 250H44V249H42ZM70 250V249H69ZM82 250V249H81ZM84 250V249H83ZM82 250V251H83ZM96 250H98V249H96ZM107 250V249H106ZM110 251H111V249H109ZM124 250V249H123ZM133 250H134V248H133ZM143 250V251H144ZM157 250V249H156ZM162 250L163 251H165L163 248H162ZM162 250H159V251H162ZM168 250V249H167ZM166 250V251H167ZM170 250V249H169ZM84 251H86V250H84ZM122 251V250H121ZM136 251V250H135ZM140 251V250H139ZM138 251V252H139ZM162 251V252H163ZM165 251V252H166ZM184 251V250H183ZM186 251V250H185ZM232 251V250H231ZM1 252V251H0ZM48 252V251H47ZM46 252V253H47ZM50 252V251H49ZM48 252V253H49ZM89 252V251H88ZM106 252V251H105ZM109 252V251H108ZM124 252V251H123ZM141 252H142V250H141ZM140 252V253H141ZM150 252V251H149ZM155 252V251H154ZM162 252H160L161 254H162ZM225 252V251H224ZM52 253V252H51ZM55 253V252H54ZM80 253H83V252H80ZM122 253V252H121ZM145 253H146V251H145ZM148 253V252H147ZM156 253V252H155ZM168 253V252H167ZM177 253H178V251H177ZM205 253V252H204ZM209 253V252H208ZM213 253V252H212ZM226 253V252H225ZM224 253V254H225ZM77 254V253H76ZM86 254V253H85ZM83 255V257L84 256H86V255ZM101 254V253H100ZM103 254V253H102ZM154 254V253H153ZM158 254H159V252H158ZM164 254V253H163ZM176 254V253H175ZM206 254V253H205ZM224 254H223V256H224ZM227 254H229L228 252L225 254V255H227ZM10 255V254H9ZM26 255H28V252H27V254ZM25 255V256H26ZM50 255V254H49ZM60 256H61V254H59ZM92 255V254H91ZM113 255V254H112ZM123 256H124V254H122ZM122 255L121 256H117V257H122ZM140 255H142V254H140ZM145 255V254H144ZM147 255V254H146ZM145 255V256H146ZM169 255V254H168ZM167 255V256H168ZM178 255H179V253H178ZM211 255V254H210ZM46 256V255H45ZM74 256V255H73ZM102 256V255H101ZM111 256V255H110ZM154 256V255H153ZM180 256V255H179ZM183 256H184V254H183ZM182 256V257H183ZM186 256V255H185ZM219 257H220V259H222V255L220 256V255H218ZM15 257V256H14ZM30 257V256H29ZM32 257V256H31ZM32 257V258H33ZM43 257V256H42ZM48 257V256H47ZM135 257H137V256H135ZM139 258H141L140 256H138ZM144 257V256H143ZM147 257H149V255H147ZM159 257V256H158ZM157 257V258H158ZM161 257V256H160ZM169 257H171V256H169ZM199 257V256H198ZM201 257H202V255H201ZM226 257V256H225ZM230 257V256H229ZM23 258V257H22ZM44 258H46V257H44ZM44 258H43V260H44ZM64 258V257H63ZM68 258H69V256H68ZM73 258V257H72ZM86 258V257H85ZM109 258V257H108ZM114 258V257H113ZM163 258V257H162ZM165 258H167V257H165ZM179 258V257H178ZM207 258V257H206ZM224 258V257H223ZM8 259V258H7ZM16 257L14 258V260H13V257H12V259H10V260H13V261H10L9 262V264H21V259L19 260V259H16ZM26 259V258H25ZM28 259V258H27ZM35 259V258H34ZM34 259L32 260V261H34ZM61 259V258H60ZM115 259H117V258H115ZM137 259V262H139L138 261V258H136ZM155 259V258H154ZM168 259V258H167ZM180 259V258H179ZM203 259L204 260H202V262H204V264H206L205 263V258H204V255H203ZM209 259V258H208ZM214 259H216V258H214ZM231 259V258H230ZM28 260H30V259H28ZM41 261H42V259H40ZM46 260H47V258H46ZM56 260V259H55ZM59 260V259H58ZM69 260H71V259H69ZM75 260H76V258H75ZM77 260H78V258H77ZM76 260V261H77ZM108 260H112L111 258L110 259H108ZM120 260H121V258H120ZM153 260V259H152ZM166 260V259H165ZM187 260V259H186ZM186 260H185V262H186ZM197 260V259H196ZM213 260V259H212ZM217 260V259H216ZM24 261V260H23ZM57 261V260H56ZM63 261V260H62ZM74 261V260H73ZM123 261V260H122ZM142 261H143V259L141 260V263H142ZM145 261H147V260H145ZM158 261H160V260H158ZM162 261H164V260H162ZM169 261H171V260H169ZM178 261H180V260H178ZM182 261H184V260H182ZM189 261V260H188ZM192 261V260H191ZM207 261H209V260H207ZM215 261V260H214ZM217 261H219V260H217ZM0 262H2V260L0 259ZM26 262V261H25ZM28 262V261H27ZM31 262V261H30ZM29 262V263H30ZM35 262V261H34ZM48 261H46L45 263H47ZM61 262V261H60ZM72 262V261H71ZM75 262V261H74ZM74 262H73V264H74ZM113 262V261H112ZM149 262V261H148ZM153 262H157L156 261V259H155V261H153ZM201 262V261H200ZM201 262V263H202ZM28 263V264H29ZM52 263V262H51ZM58 263V262H57ZM65 263V262H64ZM68 263V262H67ZM86 263V262H85ZM115 263V262H114ZM120 263V262H119ZM124 263V262H123ZM160 263V262H159ZM182 263V262H181ZM191 263H193V262H191ZM35 264V263H34ZM40 264V263H39ZM48 264V263H47ZM72 264V263H71ZM76 264V263H75ZM89 264V263H88ZM97 264V263H96ZM99 264V263H98ZM110 264V263H109ZM121 264V263H120ZM131 264H132V261H131ZM140 264V263H139ZM146 264H148V263H146ZM150 264H151V261H150ZM167 264H168V262H167ZM183 264V263H182ZM185 264V263H184ZM214 264H216V263H214Z\"/></svg>","mask_w":264,"mask_h":264},{"label":"crops","instance_id":"obj_3","mask_svg":"<svg viewBox=\"0 0 264 264\" xmlns=\"http://www.w3.org/2000/svg\"><path fill=\"white\" fill-rule=\"evenodd\" d=\"M95 11H97V12H98L99 10H98V9H95ZM246 45H247V44H246ZM246 45H245V46H246Z\"/></svg>","mask_w":264,"mask_h":264}]
</instances>
